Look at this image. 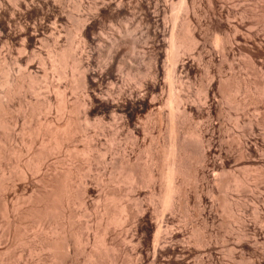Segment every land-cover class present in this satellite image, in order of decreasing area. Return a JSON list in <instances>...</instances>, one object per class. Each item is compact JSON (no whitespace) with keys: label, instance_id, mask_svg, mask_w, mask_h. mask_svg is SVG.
I'll list each match as a JSON object with an SVG mask.
<instances>
[{"label":"rangeland","instance_id":"obj_1","mask_svg":"<svg viewBox=\"0 0 264 264\" xmlns=\"http://www.w3.org/2000/svg\"><path fill=\"white\" fill-rule=\"evenodd\" d=\"M7 1L8 0H5V1H3V3L4 4L7 3V5H10L11 1H8V2ZM26 1L28 3V0H26ZM50 1L51 0H49V6H51V7H48L47 11H46V9H44V12L48 13V17L46 19H45V16L43 14H38L36 16V18H35V16H28L25 13V11H26L25 7L22 6L20 8L22 10H24V11H22V13L24 12L25 14L23 13V15H22L21 9H19L21 16L19 14H17L15 16L16 19H14L12 22H10V26L12 25L11 26L12 29H14V28L16 29L15 26L19 27L20 24H23V21H27L31 25L32 22L39 21L42 19H44L43 21H45V24H47V25L49 24L50 26H53V23L58 21L57 24L56 23H54V24L57 26V28L59 27V28H61V30L63 29L61 31L58 28V30L60 31L59 32L60 35L56 34L57 37H55V40H54V38L51 34L46 33V37H45L46 39L44 38L43 39L44 41H41L44 44V49H43V45H40L41 42H38L36 44L38 50L40 51V54L42 53L41 56L47 57V63L49 64V62H48L49 48L57 46V45H55V43H56L59 45V47L62 45V48H61L62 50H64V49L66 50V48L68 49V46H70V43H72V41H73L72 39H74L72 37H74V35H75L74 33H75L76 21H74V20L78 19V18H76L77 15L79 18L81 16H82L81 18L85 17V18H83L84 24L82 23V31L79 32L80 36L79 35L76 36V38L81 37V35L83 37V38H81L82 40L79 38L80 41H82V42L80 43L81 46L77 48V49H81V50H79V53H78V51H76L77 52L76 54L77 55L79 54V56H80V57L78 56V58H81V59H79V61L81 63V64H79V66H80L81 71H83V74L81 73L82 75L80 78V82L82 81L81 86L82 85L83 86L81 87L78 85V81L76 80L77 76L76 75L74 76L72 74L70 68H65L64 74L62 76L60 71L57 70L56 68H54L52 64L48 65L46 63L44 66L39 64V60L37 59V57L30 58L31 61H29V64H28V61H26L25 59H23L21 57V56H23V54L20 55V52L18 49V48H20L18 46L21 45L20 43L22 41L20 39H14L16 41H14V40L8 41L7 40V42H6L5 38L3 36H0V84H1L0 85V100L2 101L1 104L3 103L2 105L5 106V104H6L8 106V108L7 107L1 108L2 107V105H1L0 109H2V111L0 113V117H2V116L5 117V115H6L5 118L7 119L9 124H11V126L7 127V129L10 130L9 132H7L8 130L7 131L5 130L3 133V130L0 129V136H3V138L0 137V148H1L0 149V152H1L0 155H2V156H0V163L2 164V165H0V171L2 170V167H3L5 170H3L1 173H3L5 171V173H6L5 176L8 175V176H6L7 177L6 181L5 182L3 181L4 183L1 182L2 185L3 184L5 185V187L4 188L2 186L0 187V188L4 189V190L0 189V264H14V263L15 264H57V263L58 264H67V263L70 264L68 259L66 262L64 261V260H66L65 258L64 259L62 258L63 262L61 260H59V259H61V256H59V258L56 257V260H54L53 257L56 256V253H55V256L52 253L54 251L51 252L53 254V255H51V253L49 252V249L47 250L45 247L43 248L45 250L41 249L43 246L41 243H43V242H40V241L44 239L43 236H45V235L47 236L49 233L48 232L44 235V232H47L46 230H48L50 226L51 227L53 225L55 226L57 224V222L59 225H61V223H63L64 225L63 224L62 225L64 226L66 231L67 230L71 231L70 233L72 236L70 237L71 238L70 250H71L72 258L74 255V258L72 260V262L73 261L75 262V263L73 262L74 264H89V261H87L88 252L93 254V259L96 263L98 262L97 264H120V263L121 264H130V263L134 264L135 261L137 262L140 260V256H138L139 254H138V250H137L138 238L142 235L141 230H140V225L141 224L144 225V224L150 223V222H151V224L153 222V225H154L156 223L154 221V219L159 220L160 216L162 215L161 214L162 210L164 208L165 209L163 211L165 213H163V214L169 215L170 221H171L170 226L174 222L173 225L171 226V228L174 226L173 229H175L176 232H178L179 230L180 231L182 230L181 233L178 232L175 237H170L171 239L167 235L168 237L166 236L164 241L166 242L168 239V243L166 242L165 245H168V244L170 245V244H172L171 242H173L175 244L177 241V243H176L177 245L179 242L180 245H182V246H184L186 244L187 245L186 248H189V249L191 248L192 251L198 250L200 252L199 253L200 255L197 253L199 255L198 257L196 256L197 254H193V255H189V254L187 255L186 254L185 260H184L185 264H198V261L204 255V252H203V247L201 245L198 246L199 244L195 241H197L199 237H203V236L205 237V239L208 238L207 236L210 235V233H212V231H215L217 228L219 230L220 228H219V226L217 227L218 223H216L217 225L215 224L216 226L214 225V227L213 226L209 227L211 225H207L205 227H208V229L204 228L203 216L200 214V210H201V208H203V206L199 207L197 205L198 203L196 202L197 201V197H196V190L197 189H195V188H197L198 183L196 181H195L196 183H194V181H193L194 179L192 176H189L190 177V178H188L189 180L186 177V182H182L183 180L185 181V179H183L181 177H179V179H178V180L181 179V182L183 183V185L185 183L184 189L186 188L185 190L188 193V197L186 199L189 198L188 200L185 199L184 203H183L182 199L177 198L179 200H177V201L175 200V201H176V207L178 209L175 207L174 208L175 210L173 209L174 212H172V211H170V208H168V206L163 203L164 198H163V202L161 201L162 198L160 197L161 196L160 192L164 195V191L168 187V185L164 181V177H163V173L166 170V167H165V165H166V158L165 157L166 156H164V155L166 154L165 152L168 149L169 142L176 138V140H174V142L176 141L178 143L177 145H180L179 143H182V142H183L182 145L184 143L187 144V145L184 144L185 145L184 148H187V149L190 148L188 150L189 153L191 151L190 156L192 158L194 157V159H195V156L197 157V155H198V154H196V153H198V149H197L198 145L194 143V142H196V140H195V136L193 134V132H194L193 130H195L196 127L197 128L202 127L203 130L201 128L200 129L203 132L205 130H207L206 131L207 135H205L206 138H204L206 140L203 139V142L201 143L203 145H206V143L208 144L209 139L211 138V132H212L211 130H209L210 129L209 124L212 123L213 125H215L217 123V125H215V127L213 129L214 130L213 135L215 134L214 135L215 136L214 141H215V139H217V142L215 141V144H218V143L219 144H223V143L227 144V142H223L226 140H222L224 137H226L224 139H227V137H228L227 140H228L230 146L234 143L232 145L233 147L231 146L232 149H230V152L232 150V153L229 152L232 155L229 159V164H228L229 167H226V169H228V170L225 169L226 173H228L227 175H230L231 171H232L231 175L234 174L233 170H231V169L233 168L235 170L236 163H238L240 160L246 158V155L244 157V154H246L245 149L243 148V150H240L241 147H244L242 140H241V146L237 145L236 144L237 141L235 142V133L234 132L236 131V140L239 137V136H237V135H239L238 131H241V133L245 132L243 130H245L246 127L244 126L245 127L244 128L243 124L246 122V119L248 117L246 114V111L248 112V114H250L249 117L253 116V111L254 112L258 111L257 113L263 112L262 113L263 115L261 113L258 115V116L262 115V119H260L261 116H260V118L258 117V119H259L258 122H260V120H262V122L258 123V124L262 125V123H263V125H264V121H263L264 120V117H263L264 116V110H263L264 109V97H263L264 94H261V92H260V90H262L264 88V79H263L264 78V74H263L264 73V64H263L264 63V0H222V1L221 0H212V1L211 0H130V1L129 0H121V1L120 0H80V1L79 0H64V2H62L63 0H59L60 2H58L57 0L56 1L52 0V2H50ZM77 2H80V3H77ZM118 2L120 3V4H118L119 6L117 5ZM158 2H160V3H158ZM53 3H55V5ZM58 3L60 6L57 5ZM93 3H95V4H93ZM77 4H81V5L78 6ZM7 5L5 4L4 6H7ZM52 5H53V7H52ZM122 5H123V7H122ZM64 6L66 9L64 8L65 11L63 10L62 12L63 13L67 12V13H65V15L61 12V10L63 9ZM75 6H78L79 8H77ZM52 8H54L55 10ZM58 8L60 9V11ZM173 9H175V10H173ZM48 11H50L51 13H49ZM56 11L60 12V13H57ZM56 13H57V15L59 14L60 16L59 15H58L59 17L56 16ZM68 13H71V14H68ZM54 14L56 17L54 16ZM42 15L44 16V18L42 17ZM61 15H63V16H61ZM79 15H81V16H79ZM22 16H24V17H22ZM73 16H75V18ZM127 16L130 20L134 19L136 21L131 20V22H130V20L127 19ZM66 17L67 18L69 17V18L66 19ZM71 17L74 19H71ZM124 17H125V19H124ZM130 17H132V18H130ZM172 17H173V19H172ZM109 18L111 20H109ZM35 19H37V20H35ZM54 19H56V21ZM188 19L190 20V23H192L191 28H193L194 31L196 32L197 39H198V41L196 39V43L194 45L189 47L190 49L186 46V45H188V39H187V32H186L185 27L187 26L186 22H188ZM15 20L17 23L20 21L18 23V25H16L17 23L15 22ZM59 20L62 22H60ZM46 21H47V23H46ZM164 21H165V23H164ZM51 22H52V24H50ZM58 23L59 24L61 23V25L58 26ZM83 25H85V26H83ZM134 26H135V28H134ZM249 26L251 27L250 29H249ZM172 28H176V29H173L176 32V33L174 32L176 34L175 35L176 37H174V38L172 37V39H171L170 34L172 31L171 30ZM234 32H237V33H234ZM94 33H95V35H94ZM134 33H136V34H134ZM224 33H227L225 37H227V35H229V36L231 35L230 36L231 41H230L229 37H227L229 40L228 43L231 42L230 43L231 45L226 44L227 51L230 53H228L226 50H225L226 52H224L215 42L216 36L220 37L222 35V37H224ZM47 35H48V37H47ZM49 35H51V36H49ZM56 35H54V36H56ZM93 37H95V38H93ZM104 37H105V39H104ZM134 37L135 38L137 37L136 38L137 41H136V39H134ZM175 38H176V40H175ZM132 39H133V42H132ZM142 39H143V41H142ZM170 39L172 41L174 40V42H173L174 44L172 43V41ZM3 40L6 42V44L8 43V45H10V46H11V43H13V44L15 43L14 45L12 44V47L16 46L15 47L16 49L14 47L13 48L10 46L8 47V45H6L3 42ZM45 40H47L46 41L47 43L50 42L49 45H47V43L46 44L44 43ZM83 42H84V44H83ZM123 42H125V44ZM131 43L134 45H132ZM144 43H145V45H144ZM2 44H5V45H2ZM136 44H138V45H136ZM140 44H142V46ZM175 45L177 47L174 48ZM46 46H47V48H45ZM7 47H8V49H7ZM178 48H179V50H178ZM219 48L221 51L219 50ZM17 49H18V51H17ZM176 50H178V52ZM7 51H8V53H7ZM9 51L10 52L12 51L13 53L11 52V55L7 56L8 54H10ZM16 51L18 52L17 57H19L18 58V59H20L19 61L16 58V55H17ZM174 51H176V52H174ZM12 54L15 55V58ZM174 54H176V56ZM177 54H178V56H177ZM122 56L124 57V59ZM130 56H131V58H128ZM132 56H133V58H132ZM5 57H7V59H8V60L5 59V61L7 60V62H8V63L6 62L5 65L8 64V68L10 70H12V67H13L11 74L9 72V75L11 76V80H10L11 83L10 84L8 83V85L6 84L8 74H7V70L5 69L7 67V65H6V67L4 65V58ZM9 57L11 60L9 59ZM11 57L13 59H15V61ZM20 57L22 58V60ZM225 58H227V59H225ZM122 59L125 61L127 60L126 61L127 65L130 64L131 66L129 65V67H128L126 65V67H124V65H123L124 63L121 62V61H123ZM142 59H143V61H142ZM2 60H3V62H2ZM12 60H13V62H12ZM232 60H233V62H230ZM125 61H123V62H125ZM250 61H252V62H250ZM14 62H19V64L17 63V66H15L16 64ZM21 62H22V64H21ZM253 62H255V63L257 62L258 66H256L257 64H254ZM12 63L15 65H13ZM117 63H118V66H120V68L124 67L125 70L123 71V68H122L121 71L118 70L119 72L117 73V67H116ZM235 63H237V64H235ZM250 63H253L255 65V67H257V68H254L253 64H252V66H249V65H251ZM25 64L28 65V67H30L31 70L33 68V70L36 73L32 70L33 71L32 75L34 76V74L35 75L37 74L36 75L37 77L35 76V79L33 77V79H32L33 81L31 83L32 85L27 84L28 82L26 80L25 81V83L27 82L26 86H25V83H23L24 84V88H23L24 90L22 89L20 91L21 94H19V91H17L16 87H14V86H16L15 84L19 83L20 81H23L20 79L21 71L18 69L20 66H22L23 68L26 67ZM38 64L40 66H38ZM133 64H135V65H133ZM162 64H163V66H162ZM229 64L230 65L232 64L231 65L232 67ZM246 64H247V66H246ZM173 65L175 66V68H174L175 70H172ZM2 67L5 70L2 69ZM22 67H21V69H22ZM40 67H42L43 70H41ZM137 67L139 69L140 68L143 69L144 71L139 70V73H140V71H142L141 74H139L137 72L138 70H136V69H138ZM44 68H46V70ZM128 68L129 69L132 68V69L129 70ZM36 69H39V71H41V72H39ZM126 69H128L131 72V74ZM235 69H236V71H235ZM133 70H135L136 72ZM126 71L128 72V74L126 73ZM171 71H174V72H171ZM43 72L46 74H44ZM120 72L123 74L118 76L119 74H121ZM167 72H168V75H170V76L173 73L171 76L173 78V80L171 82L166 77ZM170 72H171V74H169ZM235 72H236V74H235ZM114 74H117L116 77L114 76ZM142 74H144V75H142ZM212 75H213V77H211ZM248 75H249V77H248ZM139 76H141V77H139ZM118 77H119V80H118ZM133 77H134V79L136 78V80H134ZM144 77H146V78H144ZM208 77L210 79L214 78L215 80H209ZM12 78L15 80H13ZM17 78H18V80H17ZM226 79H227V81H226ZM84 80H86V81H84ZM208 80L210 82L212 81V83L214 82L210 97L212 98V101L214 100L213 103L215 102L216 104H218L220 102L219 105H216L215 103H214V105L217 107L218 110H221V112L224 113V116L222 115V118L220 117V119H219V121L221 123L220 126H219L220 123L217 120L219 117H216L217 115L220 114V112L219 113L217 112L218 114L217 113H212L210 115L208 114L212 118V121H213L212 122L210 120L211 118L208 119V115H207V112L205 109V108H207V104L205 103L204 98H203L204 97V91L202 88H204V86H206L208 83H210ZM117 81H118V83H117ZM3 82H4V84H3ZM173 82L175 84H172ZM12 84H14V85H12ZM221 84H222V87H221ZM30 85H31V90H30V88H27V86L30 87ZM170 85H172V86H170ZM214 85H215V87H214ZM200 86H202V87H200ZM219 86L221 87V90H219ZM160 87L161 88L163 87V88L161 89ZM10 88L11 89L13 88L12 89L13 91ZM238 88L240 90H238ZM258 88H260V90ZM197 89H199V90H197ZM9 90L12 91V92H10L11 95H10V93L8 94ZM15 90H16V92H15ZM60 90L61 91L63 90V91L61 92ZM237 90L239 92H237ZM257 90H259V91H257ZM82 93H83V95H82ZM6 94H8V95H6ZM152 94H155L154 95L156 97L155 100H154V97ZM157 94L160 95V96L158 95V99H157ZM176 94L177 95L180 94L178 96L181 97V99L176 98V97H178ZM175 95H176V97H175ZM259 95H261L262 97ZM82 96L85 98V104H86V105L84 104L85 107L83 104H82L83 106L78 105V103L81 102L80 101L81 98H83ZM151 96H152V98H151ZM232 96H233V99H232ZM246 96H247L246 102H247V100L252 102V105L250 107L248 105L249 101H248V103H246L244 100V97H246ZM3 98H5V99H3ZM7 98H8V100H7ZM160 98L163 101H161ZM229 98H231V99H229ZM152 99H153V101H158V100L159 101L153 103ZM177 99H179L180 101L184 100L182 102L183 104H188L187 105L188 107L186 110L183 111V109H182L183 105L178 104L179 100H177ZM198 99H199V101H198ZM216 99L219 100V102H217ZM254 99H256V100H254ZM149 100H151V101H149ZM236 100L239 102V104L241 103V105L239 107L241 108V106H242V110H240V111H243V110L245 111V113L241 112V116H242V121H241L242 126L241 127H243L244 129H242V128L240 129V127L237 129L236 127H238V126L233 124L236 117L232 118V119H234L233 122H232L231 118H230L231 121L229 120V115H231V116L240 115L237 112H235V114L233 112V111H235L234 108L238 107V106L235 107V104L233 105V102H235ZM243 100H244V102H243ZM9 101H10V103H9ZM86 101H87V103H86ZM12 102H13V104H12ZM184 102H187V103H184ZM238 102H235V103L238 105ZM42 103H44V104H42ZM48 103H50L49 105H51L50 106L51 109L47 108L46 105H48ZM155 103H156V105H155ZM79 104H81V103H79ZM159 104H161V105L159 106ZM190 104H192V105H190ZM231 104L234 106V107L232 106L233 110L229 109V106L231 107ZM246 104L248 105V107ZM10 105H12V106H10ZM64 105H66V106L64 107ZM243 105H246L247 109ZM25 106L28 108H26ZM81 106L83 109L81 108ZM118 106L121 108H119ZM197 106H198V108L199 107L201 108V109H199L200 110L199 113L197 112V109H198ZM219 106H221V108ZM222 106L224 109L229 110V111H227V114H228V112H230L229 115H227V116L225 115L226 110L224 112ZM32 107H33L34 111L30 112L32 110ZM67 107H68V109H67ZM122 107L124 109H122ZM158 107H160V108H158ZM254 107H255V109L259 108L260 111L258 109L256 111L253 110ZM11 108L13 111L10 110ZM248 108H249L251 113H249ZM3 109H4V111H3ZM5 109H9L10 111L7 110L8 111V113H7V111H5ZM76 109H77V111H76ZM203 109H205V110H203ZM113 110H114V112H113ZM171 110H172V112H171ZM190 110H191V113H190ZM201 110H202V112H201ZM236 110L238 111V109H236ZM188 111H189V113H188ZM5 112H6V114H4ZM9 112H10V115H9ZM116 112H118V113H116ZM120 112H121V114H120ZM158 112H160V113H158ZM31 113H34V114L30 116ZM113 113H116V115L120 114L121 118H120V115H118V118H116V116ZM124 113L127 115L123 116V115H125ZM174 113L175 114L178 113V114L175 115ZM112 114L114 115V117H113L114 119L111 117ZM170 114H171L172 118L170 117ZM244 114H245L246 118H243ZM255 114L256 113H254V115ZM148 115H149V117H148ZM33 116H34V118H33ZM98 116L99 117L103 116V118L94 119V118H98ZM122 116H123V118H122ZM219 116H221V115H219ZM68 117H70V118H68ZM147 117L150 120L147 121L146 120ZM213 117L215 118L214 120H213ZM119 118H120L119 128L121 131L119 133L120 135L117 136V138L118 137L119 138L115 139L114 136L112 135V129L114 126H111L110 124L114 121H118ZM170 118L174 121L175 124L172 123L173 121ZM103 119H104V121H106V123L104 121H102ZM121 119L124 120V122L123 121L121 122ZM29 120H30V122H29ZM177 120L178 121L180 120V121L177 122ZM90 121H91V123H90ZM92 121L95 123V125H96V123L99 124V122H97V121L103 122L102 124H105L106 126L105 125L101 126L102 125L101 123H100L101 124L100 126L102 128L104 127L103 129H105V131L103 129H101V131H99L100 129L98 130L97 127L95 128L94 127L95 125L93 124ZM144 121L146 123H144ZM208 121H209V123H208ZM42 122H44L45 124ZM84 122L85 123L89 122V123L85 124ZM46 123H47V125H46ZM67 124H68V126H67ZM107 124L110 127L107 126ZM138 124H140V125L138 126ZM176 124L178 125V127H176L177 126ZM128 125L131 127L130 129L128 128L129 127ZM174 125H175V127H174ZM222 125H223V127H222ZM261 125H258V129L255 126L253 134H247V136L249 138L245 135L246 136L245 139L248 138L249 142L250 141L253 142L254 139L256 140L259 137L257 139V141H260L261 134H262L261 131L264 130V128H263L264 126L262 127ZM5 126H7V125H5ZM100 126L98 125V128ZM136 126H137V128H139L140 126H141V128H143V126H145L144 127L145 130H142L141 128H139L138 130H135ZM206 126H208V127H206ZM28 127H30L31 129ZM93 127H94V129H93ZM170 127L172 129H170ZM218 127L219 128L221 127L220 130L218 129ZM260 127L263 128L261 131H259L261 129ZM22 128H25V129L28 128L30 130V131L27 130V131H29V133L27 131L26 132L24 131L25 133L22 132ZM173 128H176V129H173ZM177 128H178L179 133L177 132ZM109 129H111V130H109ZM127 129L129 131L135 130L134 131L135 137H136V135H138V137L133 138V139L128 138L129 140L126 139V137H129V136H127V134L129 133V132H127L128 131ZM39 130H41V131H39ZM170 130L173 134L170 133ZM208 130H209V132H208ZM42 131H44V132H42ZM142 131H145V132L142 133ZM173 131H176V132H173ZM219 131H221V132H219ZM246 132H247V129H246ZM254 132L257 135L254 134ZM9 133H10V135L8 136ZM175 133H177V135ZM190 133H192L193 135H190ZM258 133L259 134L261 133L260 136ZM4 134H5V137H4ZM31 134H32V136H31ZM97 134H99V135H97ZM204 134H205V132H204ZM224 134H226V135L223 136ZM171 135L173 138L170 139ZM250 135L252 136L251 137L252 139H250ZM6 136H8V137H6ZM10 136H11V138H10ZM22 136H23V138H22ZM90 136H91V138H90ZM218 136H219V139H218ZM256 136H258V137L256 138ZM191 137H193V138H191ZM221 137H222V139H221ZM232 137H233V139L231 141L230 138H232ZM7 138H9V139H7ZM41 139H44V140L42 141ZM179 139H180V141H179ZM2 140H3V142H2ZM218 140H221L222 143ZM233 140H234V142H233ZM61 141H63V142H61ZM230 143H232V144H230ZM235 144H236V147H235ZM182 145H180V146H182ZM194 145H197V146L195 147ZM188 146H189V148H188ZM238 146L240 147V149H238ZM52 147H53V149H52ZM3 148H4V150H3ZM235 149H236V151L239 150L238 151L239 153L241 151H244V153L242 152L240 154L241 156L239 155V153L236 156V157H238V156L241 157L239 159L237 158L239 161L235 160L236 159L235 155L237 154V152L236 153L234 152ZM181 150L183 152V149H181ZM11 151H12V153H13V151H16V152H14L15 154L14 153L11 154V153H9ZM145 152H147V154ZM7 153H9V154H7ZM256 154L258 156H260V155H262V152L257 151V153H255V157L257 156ZM121 155H122V157L125 156L127 158V161H129V163L127 165L125 164L126 166L124 165V166L120 167V165H119V162H120L119 158L121 159ZM192 155H195V156H192ZM149 156L153 157V159H154L153 165L152 164L150 165V162H149L150 157ZM32 159H35V160H32ZM102 159H105V160H102ZM39 160L41 162H39ZM29 161L31 163H29ZM35 163H37V164H35ZM244 163H245V159L241 161V165H242L241 168L245 167L246 165L248 166V163H245V164ZM30 164H32L33 166ZM156 164H157V166H156ZM36 165H38V167H36V170H33ZM60 165H62V166H60ZM249 165H250L249 168H246L247 167L246 166L242 170L240 169V171L235 170L236 171L235 173H237L238 175H239V173H241V181H242V178H247V177H244V175L242 176V174L246 171H247V174H249V176H250L249 179H251L252 181H253V179L255 181V179H257V177H258L259 180L256 181L255 185L258 184L257 187H259V188H256L255 189L256 191H255L253 189L255 187L253 184L254 181L251 182L249 179H247V181L249 180V182L252 183L253 185H250V183L248 184V182L245 183L246 184L245 185L243 183V181H244L243 180L242 184H243L244 188L243 187L241 188L242 189L241 193H239L235 190L233 191L232 189H229L226 192L228 194L223 192V195L225 193V195L228 197L227 198L228 203L230 205V208L233 207L232 213L234 212L235 217L236 216L238 217L239 215H241V217H243L242 220L245 221L244 223L246 225L248 222H249L248 225L250 224L249 226H251L253 224L251 227L246 226V228L249 227V228H247V232L248 231L250 232L252 230V227H256L259 229V231H261V228H262V230L264 229V218L263 219L259 218L262 216L264 217V167L258 165L257 168H259V167L260 168L256 169V167H252L253 164H249ZM133 166H134V168H133ZM253 166H257V164H254ZM39 167H40V169H39ZM22 168L25 171H22L23 170ZM26 168L29 170H27ZM38 170L40 171L39 173H38ZM122 170L128 171V173H129V170L132 171L133 173L132 172L131 173L134 174L135 177L132 178L131 180L136 179V177H137V179L139 178V181H141L140 184H138L139 181L137 180L138 182L136 183V185L137 184L138 185L137 186L134 185L136 180H133L134 182L131 181L130 178L126 175V173H125V176L128 177V180H130L131 183H133V184H130V181L127 182V183H129V185L126 182H125L126 183L125 184L122 180H124V181H128V180H125L126 178L124 179V177L122 179L121 176L124 175V174L123 175L121 174V173H123ZM243 170H245V171H243ZM30 171H32V172H30ZM64 171H69V172H66V173H68V176H66L67 174ZM120 171H121V173H120L121 175L119 174V176L121 177V179H120L121 182L119 183L116 180L120 177L116 178L115 176L113 177L112 175H115L116 172H120ZM251 171H252V173H251ZM160 172H162V173H160ZM1 173H0V175H1ZM9 173H11V174H9ZM22 173L26 177L24 175H22ZM25 173H27V174H25ZM69 173H70V176H69ZM112 173H114V174H112ZM131 173H129V174H131ZM150 173H152V175L154 174L153 176L155 178L152 179L153 176H151ZM110 174H112V175H110ZM132 174H131V176H133ZM210 174H212L211 171L209 172V175ZM244 174L246 175V173H244ZM224 175L226 177H229L225 174V172H224ZM3 176H4V173L1 177L2 179H0V180L5 179ZM22 176H24V178ZM110 176H112L114 179L116 178V180H114L116 183L114 182V184H113L112 179H111L112 182L110 183V179H109V178H111ZM148 176H150L152 181L154 180L153 183H155L156 191L157 192L160 191L159 194H157V196L158 195L159 196L158 197L156 196L158 198V199L156 198L157 200L161 199V200H159L162 202V203L160 202L161 203L160 205H158L159 201H157L156 199L154 201V204L152 202L153 200L149 199L151 197V192H149L151 186H150V184L148 186H147V184H145V182L147 183V180L148 181L151 180V179L149 180ZM246 176H248V175H246ZM251 176H254V177L257 176V177L256 178L252 177L253 178L252 179ZM66 177H69L70 180L72 179V181L75 179L78 181L79 180L78 178H80L81 180L85 179L87 181L86 183H87L88 189L85 188V190L86 189L87 190H86V193L83 194V195H86V197L83 198L86 206H84V202H83V204H80L81 201L78 202L79 200H77L79 198L75 197L77 194H79L78 192H80L83 189L82 186L85 187L86 184L83 185L85 183V181L81 186L80 185L76 186L75 184L78 183L76 180H75L76 182H74L75 188L77 189L79 187V190H80V187H81L82 189L80 191H78L77 194H75L77 190H75V188L72 189V190H75V192L72 191V193H74V198H72V201H71V197H70V202H68L69 204H67L68 199L66 197H68V196H67V194H64V193H68V192H66L68 185H65L66 183L64 181L66 179L68 180V178H66ZM99 177H101V178H99ZM211 177L212 176L210 175L208 177V180L207 179L205 180L206 183L204 182V184H203V186L205 185V187L202 186V193L205 195V198L207 200L212 199L210 197V194H207V195L205 194V193H207L206 188L212 184L210 181ZM143 179L145 181H142ZM68 181H66V182H68ZM103 181H104V183H103ZM208 181H210V182H208ZM142 182L146 186L145 185L143 186V184L141 185ZM163 182H165V184L167 186L165 184H163ZM150 183H151V181H150ZM102 184H104V185H102ZM116 184H118V186ZM207 184H209V185H207ZM247 184H248V186H247ZM130 185H134V187L132 188V186L130 187ZM66 186H67L66 189L63 188ZM104 186H105V188H104ZM245 186H246V188H245ZM249 186L250 187L254 186V187L249 188ZM119 187H121L120 188L121 194H123V193L129 194L131 189L135 190V191L131 190L132 194L130 193V195H131V196L129 195L130 197L127 196V194H126L125 195V197L127 196L126 198L121 196L120 194H118L120 191L117 192V194L119 196H121L123 199L125 198L126 201L129 198H131L133 200V197L136 198L137 196H139V198L142 199V202L143 201L147 202L148 200H150L146 204H145V202L142 203V202H140V200H137L140 202V204L141 203L145 204L144 208H145L146 213H141L144 211L139 212L136 209L137 206H139V210H140V207H142V209H144V208H143L142 204L140 206L139 202H138L139 205H134L137 203V201H135V200H133V202H135V203H130V205L128 206L127 204H129V203H127L125 200L123 201L122 198H121L122 201L118 200L119 202H117V199L118 198L120 199V197H117V196H116L117 198L116 197L114 198V196L110 197L111 196L110 192L112 193V195H114L113 192L117 189L119 190ZM146 187H148L149 189ZM62 188H63L64 192H63V190L61 192ZM107 188H111V189H109L111 191L106 192ZM112 188H114V189H112ZM125 188H126V190L129 189V191L126 192ZM251 189H253V191ZM124 190H125V192H124ZM104 191L106 193H109L107 196L110 195L109 197L111 198L110 200L112 201V203L109 202V204L107 203V201H109V200L105 201L106 205H110V206H107L108 208L106 207L107 212H108L107 215L105 212L106 210L105 211L103 210L105 213V215H104V214H102V211H101L102 209H97V206H98V208L99 207L103 208L105 206V204L102 201L103 197L106 196L105 195L106 193ZM133 192H135V193H133ZM103 194H104V196H103ZM240 194H241V197H239ZM81 195H82V193H81ZM99 196H101V197H99ZM1 197H3L2 198L3 200L1 199ZM81 197H83V196H81ZM98 197H99V200H98V203H96L95 201L98 199ZM175 197H177V196L175 195ZM238 198L241 200H239ZM4 199H6L5 203H7L5 205L3 204ZM80 199H82V198H80ZM114 199H116V200L113 201ZM256 199H258V200H256ZM132 200H130V201H132ZM101 201H102V203H101ZM238 201H241V204ZM120 202L123 205V208H125L124 205L128 206V208L126 207L129 210L128 215H127V212L123 209V212L121 211L122 216L120 217V215H121L120 210L122 208V207L121 208L119 207ZM123 202H126L127 204L126 203L124 204ZM150 202H151V205H149ZM237 202L241 206L237 205ZM52 203H54V204H52ZM155 203L156 204L158 203L157 205L159 207ZM181 203H182V205H181ZM31 204H33V205H31ZM99 204H101V205L99 206ZM235 204L237 206H240L241 208L236 207ZM148 205L151 207H149ZM146 206L149 207V209H147ZM155 206L157 208H159L160 212H161V213H158V214H160V216L156 215L159 217L158 219L155 216V213L157 212ZM36 209H37V211H36ZM51 209H52V211H54L53 213L57 217L51 212ZM53 209H55V210H53ZM218 209L221 210V207H218ZM238 209H239L240 214L238 213ZM99 210L101 211L100 214H102V216L104 215L103 219H101L102 216H100V214L98 213ZM153 210L156 212H154ZM198 210H199V212H198ZM220 210H218V216L220 217L219 219L221 221V219H223V214H221V213H223V212H222V210L221 211ZM256 210H257V213H256ZM125 212H126V214H125ZM151 212L154 213V215ZM140 213L143 215V218L141 217L142 215ZM81 214H82V216H81ZM123 214H125L124 217L128 218L126 220V222H122L123 220H125V218L123 217ZM260 214H261V216H259ZM256 215H258L259 217H257ZM154 216H155V218H153ZM172 217H174V218H172ZM52 218H54V219H52ZM68 218H69V220H68ZM118 218L120 220L122 218V221H120V222H122L121 224L123 226L119 224ZM99 219H100V221H99ZM151 219H153V221ZM232 219H233V217L230 218V221L227 223V226L225 227V229L228 232V236H226L227 232H226V234L224 233L225 230H223L224 231L223 233L225 234L224 238H225L226 242L228 241L227 239H229V241H231L233 243V242H235L234 238L237 239V237H238V235H236V234L239 233L238 231H239L240 224L238 221H236V219H233V220ZM68 221H69V223H68ZM220 221H218V222L221 223ZM70 222H72V224H70ZM68 224L71 225L70 228H69ZM228 225L230 226L229 228H228ZM120 226H122V227H120ZM257 226H259V227H257ZM88 227L90 230L88 229ZM176 227H178V229H176ZM215 227H216V229H215ZM210 228L215 229V230H212ZM231 229H234V230L231 231ZM203 231H205V232H203ZM206 231H207V233H206ZM209 231H210V233H209ZM262 232L264 233V230ZM262 232H261V237L258 236V240H260V241H264V239H263L264 234ZM250 233H252V231ZM94 234H96V235H94ZM136 234H138V237ZM34 235H35V237H34ZM132 236L134 238L131 239ZM181 237H183L182 238L183 240H181ZM85 238L87 239V241H89V243H87L88 245L85 244L87 242L85 240ZM123 238H125V240H123ZM178 238L184 244H181V242L179 241ZM128 239H130L131 241ZM172 239L173 240L175 239L176 241L175 240L172 241ZM194 239H196V240H194ZM98 240H100V241H98ZM132 240L133 241L135 240L134 242L137 245H135ZM260 241H258L256 247L259 249H262V246H261L262 242H260ZM224 242H222V243H224ZM226 242L223 244L224 248H223V245L219 246L220 242L217 245L216 252L218 253L220 260H224L225 258H227V259H225V262L226 261L231 262V259L233 258L232 260L237 259L238 262H237V260H234L237 263L232 261L231 262L232 264H235V263L236 264H238V263L239 264H254V263L258 264V262H257L258 258H256V257H247L248 260L245 259L244 261L240 262V260L238 258H236V255L237 256L239 255L240 250L235 248L236 251H234L235 249L233 248L234 250H232V252H234V254L227 252L226 250H228V247H229L228 244L230 242L229 243L227 242L228 244ZM196 243H197V246L199 247L198 249H196L197 248V246L195 245ZM225 244H227V245L225 246ZM124 245L125 246L127 245V246L124 247ZM134 245H135L136 249L132 248V247H134ZM115 246H116L115 249H117V251H115V249H113V247H115ZM190 246H193V247H190ZM218 246L221 248V250H218V249H220ZM39 249H40V251H39ZM200 249H202V250H200ZM223 249H225V251ZM136 250H137V252H136ZM237 250H238V252H237ZM222 251L224 253L226 252L227 254L226 253L224 254ZM134 252H136V254ZM202 252H203V254H202ZM220 253H223L222 255L224 257L221 256ZM232 254L234 257L231 256L232 258L229 259L230 255H232ZM167 255H168V253H165L164 255L161 256V259L165 260L164 257L166 256L168 258L169 255H172V256H170L172 258L175 257V255H173V254H169L168 256ZM137 256L139 258L138 260H137ZM195 256H196V258H195ZM51 257L53 260L51 259ZM114 257H115L116 261L113 259ZM192 257L194 259H192ZM127 258H129V259H127ZM187 258H188V260H187ZM197 258H199V259H197ZM41 260H43V261H41ZM114 261L117 263H114ZM146 262H144L143 264H150V261H146ZM226 263L228 264L229 262H226ZM155 264H161V263H155Z\"/></svg>","mask_w":264,"mask_h":264},{"label":"bare ground","instance_id":"obj_2","mask_svg":"<svg viewBox=\"0 0 264 264\" xmlns=\"http://www.w3.org/2000/svg\"><path fill=\"white\" fill-rule=\"evenodd\" d=\"M3 1H5V0H0V36H3L4 38H5V40H6V42H7V40L8 41H12V40H14V39H20L21 41V45L20 46H18V47H20V48H18L19 49V52H20V55L21 54H23V56H21L23 59H25L26 61H28V64H29V61H31V59L30 58H34V57H37V59L39 60V64H41V65H45L46 63H47V57H42L41 56V54H40V51L38 50V48H37V43L38 42H41V41H44L43 39L46 37V33H48V34H51L52 36H53V38H54V40H55V37H57V35L56 34H59L60 35V31L58 30V28H57V26L54 24V23H56L57 24V22H54L53 23V26H50L49 24V26L47 25V24H45V21H43L44 19H42L41 17V19L42 20H39V21H34V22H32V24L30 25L29 24V22H27V21H23V24H20V26L19 27H17V26H15L16 27V29L14 28V29H12V25L10 26V22H12L14 19H16L15 18V16L17 15V14H19L20 15V12H19V9H21L20 7H22V6H24L25 7V9H26V11H25V13L28 15V16H35V18H36V16L38 15V14H43L44 16H45V19L48 17V13L47 12H44V9H46V11L48 10V7H51V6H49V0H28V3H27V1L26 0H8V1H11V3H10V5H7V3H5L7 6H4L5 4L3 3ZM7 1V2H8ZM26 1V2H25ZM54 1H56V0H54ZM58 2H60L59 0H57ZM80 1V0H79ZM121 1V0H120ZM119 1V2H120ZM130 1V0H129ZM212 1V0H211ZM222 1V0H221ZM50 2H52V0L50 1ZM62 2H64V0L62 1ZM84 2V1H83ZM117 3V5L118 4H120V3ZM77 3H80V2H77ZM103 3V2H102ZM129 3V2H128ZM158 3H160V2H158ZM54 5H55V3H53ZM63 4V3H62ZM65 4V3H64ZM82 4V3H81ZM81 4H77L78 6L79 5H81ZM93 4H95V3H93ZM171 4V3H170ZM58 6H60L59 5V3L57 4ZM56 5V6H57ZM150 5V4H149ZM148 5V6H149ZM55 6V7H56ZM62 6V5H61ZM78 6H75V7H77V8H79ZM92 6V5H91ZM119 6V5H118ZM121 6V5H120ZM52 7H53V5H52ZM68 7V6H67ZM122 7H123V5H122ZM64 8H65V6L63 7V9L61 10V12L64 10ZM81 8V7H80ZM50 9V8H49ZM52 9H54V8H52ZM59 9V8H58ZM66 9V8H65ZM121 9V8H120ZM55 10V9H54ZM156 10V9H155ZM173 10H175V9H173ZM172 10V11H173ZM22 11H24V10H22L21 9V13H22ZM51 11V10H50ZM50 11H48L49 13H51ZM59 11H60V9H59ZM65 11V10H64ZM70 11V10H69ZM57 12V11H56ZM24 13V12H23ZM23 13H22V15H23ZM24 13V14H25ZM57 13H60V12H57ZM57 13H56V16H58L57 15ZM63 13V12H62ZM65 13H67V12H65ZM65 13H63L64 15H65ZM114 13V12H113ZM112 13V14H113ZM131 13V12H130ZM129 13V14H130ZM68 14H71V13H68ZM80 14V13H79ZM119 14V13H118ZM117 14V15H118ZM42 15V17L44 18V16ZM75 15V14H74ZM84 15V14H83ZM132 15V14H131ZM158 15V14H157ZM21 16V15H20ZM54 16H55V14H54ZM55 16V17H56ZM60 16V15H59ZM58 16V17H59ZM61 16H63V15H61ZM79 16H81V15H79ZM120 16V15H119ZM118 16V17H119ZM144 16V15H143ZM22 17H24V16H22ZM26 17V16H25ZM74 18H75V16H73ZM82 17V16H81ZM79 18L78 17V15H77V17L76 18H78V19H76V20H74V21H76V25H75V35H74V37H72V38H74V39H72L73 41H72V43H70V46H68V49L66 48V50L64 49V50H62L61 48H62V45L59 47V45L58 44H56L55 43V45H57V46H54V47H51V48H49V51H48V62H49V64H52L53 65V67L54 68H56L57 70H59L60 71V73H61V75L63 76V74H64V69L65 68H70V70H71V72H72V74L75 76H77V78H76V80L78 81V85L79 86H81V82H80V78H81V75L83 74V71H81V69H80V66H79V64H81L80 63V61H79V59H81V58H78V56H79V54L77 55L76 53V51H78V53H79V50H81V49H77L78 47H80L81 45H80V43L82 42V41H80V39L81 38H83L82 37V35H81V37H77L76 38V36L77 35H79L80 36V33L79 32H81L82 31V23H83V18H85V17H83V18ZM186 17V16H185ZM39 18V17H38ZM69 18V17H68ZM67 17H66V19H68ZM74 18H72L71 17V19H74ZM130 18H132V17H130ZM23 19V18H22ZM26 19V18H25ZM124 19H125V17H124ZM127 19H129L128 18V16H127ZM172 19H173V17H172ZM27 20V19H26ZM35 20H37V19H35ZM52 20V19H51ZM55 21H56V19H54ZM58 20V19H57ZM107 20V19H106ZM109 20H111L110 18H109ZM130 20V19H129ZM132 20V19H131ZM131 20H130V22H131ZM134 20V19H133ZM132 20V21H133ZM175 20V19H174ZM60 21V20H59ZM128 21V20H127ZM134 21H136V20H134ZM157 21V20H156ZM163 21V20H162ZM172 21V20H171ZM197 21V20H196ZM199 21V20H198ZM15 22H16V20H15ZM20 22V21H19ZM18 22V23H19ZM53 22V21H52ZM52 22L50 23V24H52ZM60 22H62V21H60ZM65 22V21H64ZM67 22V21H66ZM85 22V21H84ZM111 22V21H110ZM122 22V21H121ZM124 22V21H123ZM17 23V22H16ZM15 23V24H16ZM18 23L16 24V25H18ZM46 23H47V21H46ZM127 23V22H126ZM138 23V22H137ZM136 23V24H137ZM164 23H165V21H164ZM163 23V24H164ZM187 24V26L185 27V29H186V32H187V39H188V45H186L188 48L190 47V46H192V45H194L195 43H196V39H197V34H196V32L194 31V29L193 28H191L192 26H191V24L192 23H190V20L188 19V22H186ZM65 24V23H64ZM67 24V23H66ZM84 24V23H83ZM109 24V23H108ZM107 24V25H108ZM113 24V23H112ZM111 24V25H112ZM175 24V23H174ZM254 24V23H253ZM59 25H61V23L59 24L58 23V26ZM63 25V24H62ZM120 25V24H119ZM135 25V24H134ZM155 25V24H154ZM83 26H85V25H83ZM62 27V26H61ZM122 27V26H121ZM139 27V26H138ZM161 27V26H160ZM165 27V26H164ZM63 28V27H62ZM84 28V27H83ZM133 28V27H132ZM134 28H135V26H134ZM233 28V27H232ZM251 27L249 26V29H250ZM254 28V27H253ZM60 30H61V28H59ZM141 29V28H140ZM173 29H176V28H172L171 30V34H170V36H171V39H172V37L174 38V37H176L175 35V31L173 30ZM63 30V29H62ZM61 30V31H62ZM102 30V29H101ZM129 30V29H128ZM253 30V29H252ZM130 32V31H129ZM175 32V33H174ZM230 32V31H229ZM83 33V32H82ZM85 33V32H84ZM96 33V32H95ZM95 33H94V35H95ZM184 33V32H183ZM232 33V32H231ZM234 33H237V32H234ZM134 34H136V33H134ZM133 34V35H134ZM219 34V33H218ZM226 34L227 33H224V37H222V35L219 37H217L216 36V43H217V45L224 51V52H226L227 51V46H226V44H230L231 42H229L228 43V38L227 37H229V39H230V36L229 35H227V37H225L226 36ZM51 35H49V36H51ZM54 35H56V36H54ZM73 35V34H72ZM100 35V34H99ZM102 35V34H101ZM127 36V35H126ZM129 36V35H128ZM47 37H48V35H47ZM120 37V36H119ZM124 37V36H123ZM132 37V36H131ZM93 38H95V37H93ZM122 38V37H121ZM126 38V37H125ZM137 38V37H136ZM135 37H134V39H136ZM218 38V39H217ZM46 39V38H45ZM57 39V38H56ZM85 39V38H84ZM104 39H105V37H104ZM130 39V38H129ZM170 39V40H171ZM178 39V38H177ZM82 40V39H81ZM175 40H176V38H175ZM14 41H16V40H14ZM47 40H45V44L47 43L46 42ZM124 41V40H123ZM129 41V40H128ZM136 41H137V39H136ZM142 41H143V39H142ZM172 41V40H171ZM178 41V40H177ZM186 41V40H185ZM197 41H198V39H197ZM202 41V40H201ZM230 41H231V39H230ZM233 41V40H232ZM3 42L6 44V42L3 40ZM97 42V41H96ZM132 42H133V39H132ZM174 42V40L172 41V43ZM17 43V42H16ZM50 43V42H49ZM49 43H47V45H49ZM124 44H125V42H123ZM135 43V42H134ZM176 43V42H175ZM179 43V42H178ZM200 43V42H199ZM198 43V44H199ZM5 44H2V45H5ZM12 44L13 43H11V46L10 45H8V43L6 44V45H8V47L10 46V47H12ZM15 44V43H14ZM13 44V45H14ZM83 44H84V42H83ZM99 44V43H98ZM128 44V43H127ZM132 44V43H131ZM130 44V45H131ZM174 44V43H173ZM40 45H43V49H44V44L41 42V44ZM132 45H134V44H132ZM136 45H138V44H136ZM141 46H142V44H140ZM144 45H145V43H144ZM178 45V44H177ZM231 45V44H230ZM239 45V44H238ZM51 46V45H50ZM84 46V45H83ZM140 46V47H141ZM179 46V45H178ZM229 46V45H228ZM8 47H7V49H8ZM14 47V46H13ZM12 47V48H13ZM16 47V46H15ZM14 47V48H15ZM42 47V46H41ZM175 47H177L176 45L174 46V48ZM233 47V46H232ZM45 48H47V46L45 47ZM84 48V47H83ZM173 48V49H174ZM220 48H219V50H220ZM226 48V49H225ZM16 49V48H15ZM18 49H17V51H18ZM42 49V50H43ZM132 49V48H131ZM190 49V48H189ZM233 49V48H232ZM11 50V49H10ZM13 50V49H12ZM103 50V49H102ZM141 50V49H140ZM178 50H179V48H178ZM178 50H176L177 52H178ZM198 50V49H197ZM226 50V51H225ZM14 51V50H13ZM16 51V52H17ZM100 51V50H99ZM176 51H174V52H176ZM221 51V50H220ZM12 52V51H11ZM11 52L9 51V53L10 54H8L7 56H9V55H11ZM83 52V51H82ZM228 52V51H227ZM7 53H8V51H7ZM13 53V52H12ZM139 53V52H138ZM137 53V54H138ZM220 53V52H219ZM223 53V52H222ZM228 53H230V52H228ZM16 54V53H15ZM136 54V55H137ZM143 54V53H142ZM216 54V53H215ZM6 55V54H5ZM13 55V54H12ZM175 56H176V54H174ZM14 56V58H15V55H13ZM12 56V57H13ZM18 56V52H17V55H16V58H17V60L19 61L20 59H18L19 57H17ZM46 56V55H45ZM116 56V55H115ZM114 56V57H115ZM177 56H178V54H177ZM11 57V58H12ZM20 57V58H21ZM80 57V56H79ZM123 57V56H122ZM121 57V58H122ZM2 58V57H1ZM22 58H21V60H22ZM128 58H131V56L130 57H128ZM132 58H133V56H132ZM5 59H7V57H5L4 58V65H5V63L7 62V60L5 61ZM9 59H10V57H9ZM13 59V58H12ZM114 59V58H113ZM120 59V58H119ZM123 59H124V57H123ZM122 59V60H123ZM127 59V58H126ZM225 59H227V58H225ZM11 60V59H10ZM14 61H15V59H13ZM13 60H12V62H13ZM128 60V59H127ZM126 60V61H127ZM224 60V59H223ZM234 60V59H233ZM233 60L232 61H230V62H233ZM34 61V60H33ZM123 61H125V60H123ZM123 61H121L122 63H124L123 65H124V67H126V65H127V63H126V61L125 62H123ZM138 61V60H137ZM142 61H143V59H142ZM229 61V60H228ZM2 62H3V60H2ZM119 62V61H118ZM164 62V61H163ZM250 62H252V61H250ZM262 62V61H261ZM8 63V62H7ZM15 64H13V65H15V66H17V63L19 64V62H14ZM27 63V62H26ZM38 63V62H37ZM121 63V64H122ZM131 63V62H130ZM133 63V62H132ZM142 63V62H141ZM140 63V64H141ZM177 63V62H176ZM254 64H257V62L255 63V62H253ZM253 63H250L251 65H249V66H252V64ZM21 64H22V62H21ZM20 64V65H21ZM34 64V63H33ZM38 64V66H40ZM48 64V63H47ZM48 64V65H49ZM211 64V63H210ZM235 64H237V63H235ZM248 64V63H247ZM247 64H246V66H247ZM253 64V66H254V68H257V67H255V65ZM264 64V63H263ZM3 65V66H4ZM6 65H7V67H6ZM5 65V69L7 70V80H6V84L8 85V83L10 84L11 82H10V80H11V76L9 75V72H10V74H11V72H12V70H13V67H12V70H10L9 68H8V64H6ZM10 65V64H9ZM26 65V64H25ZM51 65V66H52ZM114 65V64H113ZM120 65V64H119ZM130 65V64H129ZM129 65H127L128 67H129ZM133 65H135V64H133ZM132 65V66H133ZM228 65V64H227ZM230 65V64H229ZM232 65V64H231ZM230 65V66H231ZM234 65V64H233ZM245 65V64H244ZM11 66V65H10ZM19 66V65H18ZM37 66V67H38ZM131 66V65H130ZM138 66V65H137ZM162 66H163V64H162ZM256 66H258V64L256 65ZM21 67L22 66H20L19 67V69L18 70H20L21 71V73H20V79L21 80H23V81H20L19 83H17V84H15L16 86H14V87H16V89H17V91H19V94H21L20 93V91L24 88V84L23 83H25V81L27 80V84H31L32 83V79H33V77H34V79H35V76L37 75H35L34 74V76L32 75V72L34 71L33 70V68H32V70H31V68L30 67H28V65H26V67H22V69H21ZM34 67V66H33ZM117 73L119 72L118 70H120L121 71V69L123 68V71L125 70L124 69V67H122V68H120V66H118V63H117ZM119 67V68H118ZM135 67V66H134ZM177 67V66H176ZM191 67V66H190ZM206 67V66H205ZM232 67V66H231ZM239 67V66H238ZM242 67V66H241ZM240 67V68H241ZM41 68V70H43L42 69V67H40ZM50 68V67H49ZM82 68V67H81ZM113 68V67H112ZM133 68V67H132ZM132 68H130V69H132ZM136 68V67H135ZM134 68V69H135ZM138 68V67H137ZM175 68V66L173 65V69L172 70H175L174 69ZM214 68V67H213ZM230 68V67H229ZM235 68V67H234ZM245 68V67H244ZM253 68V67H252ZM260 68V67H259ZM2 69H4L3 67H2ZM1 69V70H2ZM4 69V70H5ZM45 70H46V68H44ZM108 69V68H107ZM129 69V68H128ZM128 69H126V70H128ZM129 69V70H130ZM165 69V68H164ZM232 69V68H231ZM10 70V71H9ZM36 70H38L39 71V69H36ZM112 70V69H111ZM128 70V72L131 74V72ZM136 70H138L137 72L139 73V70H142V71H144L143 69H136ZM233 70V69H232ZM241 70V69H240ZM256 70V69H255ZM260 70V69H259ZM122 71V72H123ZM133 71H135V70H133ZM142 71H140V73L139 74H141V72ZM231 71V70H230ZM235 71H236V69H235ZM258 71V70H257ZM261 71V70H260ZM35 72V71H34ZM39 72H41V71H39ZM47 72V71H46ZM128 72L126 71V73L128 74ZM136 72V71H135ZM171 72H174V71H171ZM171 72L169 73V74H171ZM176 72V71H175ZM262 72V71H261ZM36 73V72H35ZM44 73V72H43ZM50 73V72H49ZM82 73V74H81ZM85 73V72H84ZM121 73V72H120ZM124 73V72H123ZM123 73H121V74H119L118 76H120V75H122ZM125 73V74H126ZM219 73V72H218ZM44 74H46V73H44ZM126 74V75H127ZM136 74V73H135ZM173 74V73H172ZM172 74H171V76H172ZM209 74V73H208ZM235 74H236V72H235ZM256 74V73H255ZM264 74V73H263ZM116 75L117 74H114V76L116 77ZM142 75H144V74H142ZM162 75V74H161ZM19 76V75H18ZM170 75H168V72L166 73V77H167V79L171 82L172 80H173V78L171 77ZM215 76V75H214ZM236 76V75H235ZM37 77V76H36ZM122 77V76H121ZM127 77V76H126ZM137 77V76H136ZM139 77H141V76H139ZM143 77V76H142ZM211 77H213V75L211 76ZM248 77H249V75H248ZM108 78V77H107ZM144 78H146V77H144ZM209 78V77H208ZM13 79V78H12ZM133 79H134V77H133ZM166 79V78H165ZM166 79V80H167ZM264 79V78H263ZM13 80H15V79H13ZM12 80V81H13ZM17 80H18V78H17ZM73 80V79H72ZM118 80H119V77H118ZM134 80H136V78L134 79ZM209 80H215L214 78H212V79H210L209 78ZM208 80V81H209ZM231 80V79H230ZM84 81H86V80H84ZM122 81V80H121ZM139 81V80H138ZM168 81V82H169ZM175 81V80H174ZM203 81V80H202ZM207 81V82H208ZM224 81V80H223ZM226 81H227V79H226ZM67 82V81H66ZM74 82V81H73ZM140 82V81H139ZM166 82V81H165ZM210 82V81H209ZM225 82V81H224ZM223 82V83H224ZM26 83H25V86H26ZM59 83V82H58ZM87 83V82H86ZM108 83V82H107ZM117 83H118V81H117ZM179 83V82H178ZM203 83V82H202ZM214 83V82H213ZM213 83H212V81L210 82V83H206L205 85L206 86H204V88H202L203 89V91H204V101H205V103L207 104V108H205L206 109V112H207V115L209 114H212V113H219L220 112V114L219 115H221V116H219V115H217L216 117H219L217 120H218V122L220 123V121H219V119H220V117L222 118V115L224 116V113L223 112H221V110H218L217 109V107L214 105V103H213V101H212V98L210 97L211 96V92H212V88H213ZM222 83V82H221ZM3 84H4V82H3ZM14 84H12V85H14ZM52 84V83H51ZM60 84V83H59ZM73 84V83H72ZM71 84V85H72ZM116 84V83H115ZM142 84V83H141ZM171 84V83H170ZM172 84H175L174 82L172 83ZM1 85V84H0ZM11 85V86H12ZM32 85V84H31ZM31 85H30V87H28L27 86V88H30V90H31ZM77 85V86H78ZM220 85V84H219ZM238 85V84H237ZM240 85V84H239ZM10 86V87H11ZM18 86V87H17ZM46 86V85H45ZM83 86V85H82ZM81 86V87H82ZM141 86V85H140ZM139 86V87H140ZM162 86V85H161ZM170 86H172V85H170ZM227 86V85H226ZM138 87V86H137ZM174 87V86H173ZM200 87H202V86H200ZM214 87H215V85H214ZM221 87H222V84H221ZM221 87L219 86V90H221ZM259 87V86H258ZM263 87V86H262ZM26 88V87H25ZM26 88V89H27ZM79 88V87H78ZM142 88V87H141ZM161 88V87H160ZM163 88V87H162ZM161 88V89H162ZM257 88V87H256ZM9 89V88H8ZM11 89V88H10ZM13 89V88H12ZM11 89V90H12ZM25 89V90H26ZM35 89V88H34ZM242 89V88H241ZM259 90H260V88H258ZM24 90V89H23ZM197 90H199V89H197ZM238 90H240L239 88H238ZM237 90V92H239ZM255 90V89H254ZM259 90H257V91H259ZM264 90V88L262 89V90H260V92H261V94H264L263 91ZM13 91V90H12ZM12 91H10L9 90V92H8V94L10 93V92H12ZM61 91V90H60ZM63 91V90H62ZM61 91V92H62ZM263 91V92H262ZM15 92H16V90H15ZM14 92V93H15ZM24 92V91H23ZM49 92V91H48ZM79 92V91H78ZM259 92V93H260ZM224 93V92H223ZM235 93V92H234ZM8 94H6V95H8ZM60 94V93H59ZM161 94V93H160ZM216 94V93H215ZM231 94V93H230ZM236 94V93H235ZM10 95H11V93H10ZM82 95H83V93H82ZM88 95V94H87ZM140 95V94H139ZM153 95V97H154V100H155V94H152ZM158 95L159 94H157V99H158ZM177 95V94H176ZM176 95H175V97H176ZM178 95H180V94H178ZM177 95V96H178ZM21 96V95H20ZM25 96V95H24ZM23 96V97H24ZM58 96V95H57ZM101 96V95H100ZM103 96V95H102ZM144 96V95H143ZM160 96V95H159ZM230 96V95H229ZM259 96H261V95H259ZM4 97V96H3ZM8 97V96H7ZM46 97V96H45ZM61 97V96H60ZM83 97V96H82ZM86 97V96H85ZM88 97V96H87ZM262 97V96H261ZM264 97V96H263ZM79 98V97H78ZM105 98V97H104ZM151 98H152V96H151ZM150 98V99H151ZM176 98H179V99H181V97H176ZM216 98V97H215ZM3 99H5V98H3ZM60 99V98H59ZM156 99V100H157ZM161 99V98H160ZM179 99H177V100H179ZM183 99V98H182ZM214 99V98H213ZM228 99V98H227ZM229 99H231V98H229ZM232 99H233V96H232ZM246 99H247V96L246 97H244V100H245V102H246ZM250 99V98H249ZM253 99V98H252ZM7 100H8V98H7ZM41 100V99H40ZM90 100V99H89ZM143 100V99H142ZM217 100V99H216ZM244 100H243V102H244ZM254 100H256V99H254ZM26 101V100H25ZM81 102H79V103H81V104H79L78 103V105L80 106V105H84L85 104V98L83 97V98H81V100H80ZM107 101V100H106ZM149 101H151V100H149ZM159 101V100H158ZM158 101H153V99H152V102L154 103V102H158ZM161 101H163L162 99H161ZM184 100H179V103L178 104H180V105H183L182 107V109H183V111L184 110H186L187 109V105L188 104H183L182 102H183ZM198 101H199V99H198ZM226 101V100H225ZM231 101V100H230ZM248 101L249 100H247V102L246 103H248ZM1 100H0V107H1V105L3 104H1ZM8 102V101H7ZM32 102V101H31ZM42 102V101H41ZM50 102V101H49ZM61 102V101H60ZM178 102V101H177ZM217 102H219V100H217ZM228 102V101H227ZM226 102V103H227ZM233 102V101H232ZM235 102H238L237 100L235 101ZM235 102H233V105L235 104V107L236 106H238V107H236V108H234L235 109V111H233L234 112V114H235V112H237V113H239L240 115H238V116H231V115H229L230 114V112H228V114H227V111H229V110H227V109H224L223 108V106H222V108H223V110H224V112H225V110H226V113H225V115L227 116V115H229V120L231 121V119L233 118V117H236L235 118V120L234 119H232V122H233V120H234V122H233V124H235V125H237L238 127H236L237 129L240 127V129L242 128V129H244L245 127V130H243V131H245V132H242L241 133V131H238L239 133V135H237V136H239L238 138H237V140H236V131L234 132L235 133V142L237 141V145H239V146H241V140H242V143H243V145H244V147H241V149H240V147L238 146V149H240V150H243V148L245 149V153L246 154H244V157H245V155H246V158H244L245 159V163H248V166L246 167V168H249L250 167V165L249 164H257V166H253L252 165V167H256V169H259V168H257L258 167V165L259 166H262V167H264V130H262L264 127V125H263V123H262V125L261 124H258V123H261L262 122V120H260V122H258V117L260 118V116H261V118L260 119H262V115H260V116H258L260 113H257L258 111H256L257 109L259 110V108H257V109H255V107H254V109L253 110H255L256 112H254L253 111V116H251V117H249L250 116V114H248V112L246 111V114H247V119H246V122L243 124V127H241L242 125H241V121H242V116H241V112L242 113H245V111L243 110V111H240V110H242V106H241V108L239 107L240 105H241V103L239 104V102H238V105L235 103ZM242 102V103H243ZM9 103H10V101H9ZM8 103V104H9ZM29 103V102H28ZM38 103V102H37ZM62 103V102H61ZM86 103H87V101H86ZM152 103V104H153ZM160 103V102H159ZM182 103V104H181ZM184 103H187V102H184ZM192 103V102H191ZM220 103V102H219ZM219 103L218 104H216V105H219ZM256 103V102H255ZM12 104H13V102H12ZM27 104V103H26ZM42 104H44V103H42ZM50 103H48V105H46L47 106V108L48 109H51V105H49ZM65 104V103H64ZM177 104V105H178ZM193 104V103H192ZM192 104H190V105H192ZM245 104V103H244ZM254 104V103H253ZM20 105V104H19ZM22 105V104H21ZM82 105V106H83ZM86 105V104H85ZM85 105H84V107H85ZM154 105V104H153ZM155 105H156V103H155ZM161 104H159V106H160ZM170 105V104H169ZM205 105V104H204ZM232 104H231V107L229 106V109H232L233 110V108H232V106H233ZM247 105V104H246ZM246 105H243L245 108H246ZM248 105H249V107L252 105V102L251 101H249V103H248ZM248 105H247V107H248ZM10 106H12V105H10ZM29 106V105H28ZM50 108H49V107ZM62 106V105H61ZM66 105H64V107H65ZM82 106H81V108H82ZM142 106V105H141ZM200 106V105H199ZM202 106V105H201ZM257 106V105H256ZM4 107H7L8 108V106L5 104V106L4 105H2V107L1 108H4ZM26 107V106H25ZM24 107V108H25ZM31 107V106H30ZM42 107V106H41ZM45 107V106H44ZM43 107V108H44ZM88 107V106H87ZM117 107V106H116ZM119 107V106H118ZM150 107V106H149ZM192 107V106H191ZM194 107V106H193ZM220 108H221V106H219ZM234 107V106H233ZM26 108H28V107H26ZM35 108V107H34ZM37 108V107H36ZM40 108V107H39ZM46 108V109H47ZM79 108V107H78ZM115 108V107H114ZM119 108H121V107H119ZM141 108V107H140ZM153 108V107H152ZM151 108V109H152ZM157 108V107H156ZM158 108H160V107H158ZM197 108H198V106H197ZM196 108V109H197ZM244 108V109H245ZM31 109V108H30ZM42 109V108H41ZM64 109V108H63ZM67 109H68V107H67ZM66 109V110H67ZM83 109V108H82ZM122 109H124L123 107H122ZM121 109V110H122ZM154 109V108H153ZM199 109H201L200 107L197 109V112L199 113ZM205 109H203V110H205ZM236 109H238V111L236 110ZM247 109V108H246ZM7 110H9V109H5V111H7ZM10 110H12V108L10 109ZM9 110V111H10ZM19 110V109H18ZM27 110V109H26ZM65 110V109H64ZM72 110V109H71ZM100 110V109H99ZM161 110V109H160ZM170 110V109H169ZM192 110V109H191ZM191 110H190V113H191ZM194 110V109H193ZM222 110V111H223ZM248 110H249V108H248ZM264 110V109H263ZM262 110V111H263ZM1 111H2V109H0V113H1ZM3 111H4V109H3ZM13 111V110H12ZM24 111V110H23ZM32 111H34V109H33V107H32V110L30 111V112H32ZM47 111V110H46ZM76 111H77V109H76ZM80 111V110H79ZM158 111V110H157ZM231 111V110H230ZM260 111V110H259ZM19 112V111H18ZM39 112V111H38ZM69 112V111H68ZM113 112H114V110H113ZM129 112V111H128ZM171 112H172V110H171ZM170 112V113H171ZM179 112V111H178ZM194 112V111H193ZM201 112H202V110H201ZM232 112V111H231ZM7 113H8V111H7ZM28 113V112H27ZM41 113V112H40ZM71 113V112H70ZM116 113H118V112H116ZM116 113H113L115 116H116V118H118V115H120L121 114V112H120V114H118V115H116ZM156 113V112H155ZM158 113H160V112H158ZM162 113V112H161ZM180 113V112H179ZM188 113H189V111H188ZM217 113V114H218ZM223 113V114H222ZM236 113V114H237ZM249 113H251L250 112V110H249ZM254 113H256L255 115H254ZM4 114H6V112L4 113ZM3 114V115H4ZM29 114V113H28ZM34 113H31L30 114V116L31 115H33ZM112 114V115H113ZM125 114V113H124ZM172 114V113H171ZM171 114H170V117H171ZM175 114V113H174ZM176 114H178V113H176ZM175 114V115H176ZM205 114V113H204ZM2 115V114H1ZM9 115H10V112H9ZM13 115V114H12ZM18 115V114H17ZM40 115V114H39ZM44 115V114H43ZM105 115V114H104ZM103 115V116H104ZM111 115V117L113 118L114 117V115L112 116ZM123 115V114H122ZM127 114H125V115H123V116H126ZM155 115V114H154ZM158 115V114H157ZM182 115V114H181ZM192 115V114H191ZM196 115V114H195ZM199 115V114H198ZM197 115V116H198ZM208 115V119L209 118H211L210 116ZM233 115V114H232ZM35 116V115H34ZM34 116H33V118H34ZM63 116V115H62ZM103 116L102 117H99L98 116V118H94V119H101V118H103ZM123 116H122V118H123ZM174 116V115H173ZM202 116V115H201ZM225 116V117H226ZM231 116V117H230ZM3 117V116H2ZM0 117V129H2L3 130V133H4V131L6 130H8L7 129V127L8 126H11V124H9V122L7 121V119L5 118L6 117V115H5V117ZM11 117V116H10ZM38 117V116H37ZM97 117V116H96ZM140 117V116H139ZM146 117V116H145ZM148 117H149V115H148ZM147 117V121L148 120H150L149 118ZM160 117V116H159ZM224 117V118H225ZM264 117V116H263ZM12 118V117H11ZM29 118V117H28ZM39 118V117H38ZM49 118V117H48ZM68 118H70V117H68ZM115 118V119H116ZM120 118H121V115H120ZM120 118L118 119V121H114V122H112L110 125L111 126H114L113 127V129H112V135L114 136V138L116 139L117 138V136L118 135H120L119 133H120V128H119V123H120ZM172 118V117H171ZM170 118V119H171ZM207 118V117H206ZM231 118V119H230ZM243 118H246L245 117V114L243 115ZM10 119V118H9ZM77 119V118H76ZM114 119V118H113ZM137 119V118H136ZM182 119V118H181ZM215 118L213 117V120H214ZM25 120V119H24ZM84 120V119H83ZM169 120V119H168ZM172 120V119H171ZM170 120V121H171ZM176 120V119H175ZM186 120V119H185ZM211 121H212V118L210 119ZM245 120V119H244ZM243 120V121H244ZM7 121V122H6ZM13 121V120H12ZM49 121V120H48ZM72 121V120H71ZM85 121V120H84ZM102 121H104V119L102 120ZM124 122V120H122L121 119V122ZM142 121V120H141ZM173 121V120H172ZM171 121V122H172ZM180 121V120H179ZM178 120H177V122H179ZM264 121V120H263ZM28 122V121H27ZM29 122H30V120H29ZM93 122V121H92ZM97 122H99V124H97L96 123V125H95V123L93 122V124L95 125H93L95 128L97 127V129L99 130V131H101V129H103L101 126H103V125H105V124H102L103 122H101V121H97ZM105 123H106V121H104ZM155 122V121H154ZM158 122V121H157ZM213 122V121H212ZM7 123V124H6ZM13 123V122H12ZM23 123V122H22ZM25 123V122H24ZM42 123H44V122H42ZM53 123V122H52ZM85 123V122H84ZM89 123V122H88ZM88 123H85V124H88ZM90 123H91V121H90ZM102 125H101V124ZM144 123H146L145 121H144ZM172 123H174V121L172 122ZM208 123H209V121H208ZM38 124V123H37ZM45 124V123H44ZM54 124V123H53ZM141 124V123H140ZM140 124H138V126L140 125ZM148 124V123H147ZM154 124V123H153ZM175 124V123H174ZM5 125H7V126H5ZM42 125V124H41ZM46 125H47V123H46ZM50 125V124H49ZM98 125L101 127H99L98 128ZM121 125V124H120ZM173 125V124H172ZM177 125V124H176ZM215 125H217V123L215 124ZM215 125H213L212 123H210L209 124V130H211L212 132H211V138L209 139V142H208V144L206 143V145H203V144H201L202 142H203V139L204 138H206V136L205 135H207L206 134V131L207 130H205L204 132H205V134H204V132L202 131L203 129H202V127H200V128H197L196 127V129L195 130H193L194 132H193V134H194V136H195V140H196V142H194L195 144H197V145H194L195 147L197 146V149H198V153H196L195 151V153L196 154H198L197 155V157L195 156V155H192V156H195V159H194V157L192 158L191 156H190V153H191V151H190V153H189V146H188V148L189 149H187V148H184L185 147V145H187V144H183L182 145V143H179L180 145H182V146H180V145H177L178 143L175 141L174 142V140H176V138L174 139V140H171L170 142H169V145H168V149L166 150V154L164 155V156H166L165 158H166V165H165V167H166V170H165V172L163 173V177H164V181L166 182V184L168 185V187H167V189L164 191V195L160 192V197L162 198V200L161 199H159V200H161L162 202H163V198H164V204H166L167 206H168V208H170V211H172V212H174L173 211V209L176 207V201L177 200H179V199H182V201H183V203H184V201H185V199L188 197V193L186 192V188L184 189V185H185V183H184V185H183V183L182 182H186V177H187V179L188 178H190L189 176H192L193 177V181H194V183H198V186H197V188H195V189H197L196 190V197H197V205L200 207V206H203V208H201V210H200V214L203 216V226H204V228H206V229H208V227H205V226H207V225H211V226H209V227H214V225L216 224V223H218V225H217V227L219 226V230H218V228L216 229V227H215V229H212V228H210V229H212V230H215V231H212V233H210V231H209V233H210V235H206L208 238H206L205 239V237L203 238V237H199L198 238V240L197 241H195V242H197L199 245L198 246H202L203 247V252H204V255L199 259V258H197V259H199V261H198V264H227L226 262H229L230 264H232L231 262L232 261H234V260H237V259H234V260H232L233 258L231 257V256H233V254H234V252H232V250H234L235 248H237V249H239L240 251V253H239V255L237 256L236 255V258H238L239 260H240V262L241 261H244L245 259H247V257H256V258H258L257 259V262H258V264H264V241H260V240H258V236H260L261 237V232L264 230H262V228H261V231H259V229L258 228H256V227H252V233H250L249 231L247 232V228H249V227H251V226H249L248 225V223H247V225L244 223L245 221H243L242 220V218L243 217H241V215H239L238 217L236 216H234L235 214H234V212L232 213V208H230V205H229V203H228V200H227V196L225 195V193L227 192V190H229V189H232L233 191L235 190V191H237V192H239V193H241L242 191V187L244 188V186H243V184H242V181H243V183L245 184V183H247L248 182V184L250 183L249 182V180L251 181V182H253L254 181V179L252 178V177H254V176H251V178L253 179V181L251 180V179H249V174H247V171L246 172H244V173H246V175H248V176H246L244 173L242 174V176L244 175V177H247V178H242V181H241V173H239V175L237 174V173H235L236 171L235 170H239L240 171V169L242 170L243 168H245V167H243V168H241L242 167V165H241V161L242 160H244V159H242V160H238L239 158H241V157H236L237 155H238V151H236V149H235V153L237 152V154L235 155V157H236V159L235 160H238L237 162L238 163H236V167H235V170L232 168L231 170H233V173L234 174H232L231 175V173H232V171H231V173H230V175H227L228 173H226V170H228V169H226V167H229L228 166V164H229V159H230V157H231V155L232 154H230V153H232V150H231V152H230V149H232L231 148V146L234 144H232V143H230V144H232L231 146L229 145V142H228V137H227V139H224V138H226V137H224L223 139H222V137H221V139L222 140H226V141H223V142H227V144H215V141L217 142V139H215V141H214V135H213V133H214V127H215ZM221 125V123L219 124V126ZM258 125H261L262 127H260L261 129L259 130V131H261V139H260V141H257V139L259 138L258 136H256V140L254 139V141L252 142V141H250L249 142V137L247 136V134H253V131H254V128H255V126L257 127V129H258ZM22 126V125H21ZM28 126V125H27ZM67 126H68V124H67ZM70 126V125H69ZM106 126V125H105ZM107 126H109L108 124H107ZM129 126V125H128ZM135 126V125H134ZM133 126V127H134ZM171 126V125H170ZM234 126V125H233ZM36 127V126H35ZM77 127V126H76ZM85 127V126H84ZM87 127V126H86ZM94 127H93V129H94ZM110 127V126H109ZM124 127V126H123ZM144 127L145 126H143V128H141V126L139 127V128H141L142 130H145L144 129ZM174 127H175V125H174ZM176 127H178V125L176 126ZM206 127H208V126H206ZM222 127H223V125H222ZM11 128V127H10ZM9 128V129H10ZM28 128H30V127H28ZM28 128H22V132H26L27 130H29ZM34 128V127H33ZM63 128V127H62ZM89 128V127H88ZM129 129L131 128L130 126L128 127ZM139 128H137V126H136V129L135 130H138ZM195 128V127H194ZM193 128V129H194ZM221 128V127H220ZM220 128L218 127V129L220 130ZM228 128V127H227ZM235 128V127H234ZM12 129V128H11ZM14 129V128H13ZM31 129V128H30ZM50 129V128H49ZM58 129V128H57ZM87 129V128H86ZM148 129V128H147ZM170 129H172L171 127H170ZM173 129H176V128H173ZM208 129V128H207ZM225 129V128H224ZM233 129V128H232ZM239 129V130H240ZM246 129H247V132H246ZM35 130V129H34ZM33 130V131H34ZM52 130V129H51ZM60 130V129H59ZM84 130V129H83ZM104 131H105V129H103ZM102 130V131H103ZM109 130H111V129H109ZM128 130V129H127ZM134 130V131H135ZM190 130V129H189ZM209 130H208V132H209ZM10 130H8L7 132H9ZM30 131V130H29ZM29 131H27L28 133H29ZM39 131H41V130H39ZM61 131V130H60ZM64 131V130H63ZM97 131V130H96ZM134 131L133 130H128L127 132H129L128 134H127V136H129V137H126V139H133V138H136V137H138V135H136V137H135V134H134ZM20 132V131H19ZM24 132V133H25ZM42 132H44V131H42ZM65 132V131H64ZM143 132H145V131H142V133ZM173 132H176V131H173ZM177 132L179 133V131H178V128H177ZM190 132V131H189ZM207 132V133H208ZM219 132H221V131H219ZM224 132V131H223ZM226 132V131H225ZM6 133V132H5ZM37 133V132H36ZM106 133V132H105ZM170 133H172L171 132V130H170ZM246 133V134H245ZM68 134V133H67ZM145 134V133H144ZM173 134V133H172ZM176 135H177V133H175ZM189 134V133H188ZM192 133H190V135H193ZM254 134H256L255 132H254ZM259 134V133H258ZM260 134H259V136H260ZM10 135V133L8 134V136ZM51 135V134H50ZM97 135H99V134H97ZM209 135V134H208ZM219 135V134H218ZM226 134H224L223 136H225ZM228 135V134H227ZM231 135V134H230ZM248 137L247 139H245V137L246 136ZM257 135V134H256ZM8 136H6V137H8ZM25 136V135H24ZM31 136H32V134H31ZM57 136V135H56ZM254 136V135H253ZM0 137H2L3 138V136H0ZM4 137H5V134H4ZM13 137V136H12ZM51 137V136H50ZM69 137V136H68ZM179 137V136H178ZM177 137V138H178ZM210 137V136H209ZM252 136L250 135V139H252L251 138ZM10 138H11V136H10ZM22 138H23V136H22ZM27 138V137H26ZM32 138V137H31ZM90 138H91V136H90ZM113 138V139H114ZM119 138V137H118ZM117 138V139H118ZM171 138H173L172 137V135H171V137H170V139ZM190 138V137H189ZM191 138H193V137H191ZM254 138V137H253ZM7 139H9V138H7ZM13 139V138H12ZM63 139V138H62ZM112 139V140H113ZM128 139V140H129ZM138 139V138H137ZM151 139V138H150ZM218 139H219V136H218ZM231 139V141H232V139H233V137L232 138H230ZM42 141L44 140V139H41ZM49 140V139H48ZM52 140V139H51ZM64 140V139H63ZM136 140V139H135ZM204 140H206V139H204ZM7 141V140H6ZM10 141V140H9ZM32 141V140H31ZM178 141V140H177ZM179 141H180V139H179ZM208 141V140H207ZM206 141V142H207ZM218 141H220L221 142V140H218ZM230 141V140H229ZM230 141V142H231ZM2 142H3V140H2ZM45 142V141H44ZM55 142V141H54ZM61 142H63V141H61ZM145 142V141H144ZM233 142H234V140H233ZM21 143V142H20ZM126 143V142H125ZM189 143V142H188ZM222 143V142H221ZM239 143V144H238ZM24 144V143H23ZM134 144V143H133ZM190 144V143H189ZM236 144H235V147H236ZM26 145V144H25ZM24 145V146H25ZM131 145V144H130ZM192 145V144H191ZM45 146V145H44ZM43 146V147H44ZM62 146V145H61ZM132 146V145H131ZM259 146V147H258ZM27 147V146H26ZM42 147V148H43ZM58 147V146H57ZM233 147V146H232ZM18 148V147H17ZM21 148V147H20ZM56 148V147H55ZM163 148V147H162ZM1 149V148H0ZM12 149V148H11ZM16 149V148H15ZM52 149H53V147H52ZM181 149H183V152H182V150ZM3 150H4V148H3ZM10 150V149H9ZM18 150V149H17ZM16 150V151H17ZM89 150V149H88ZM193 150V149H192ZM16 151H13V153L14 152H16ZM21 151V150H20ZM29 151V150H28ZM165 151V150H164ZM197 151V150H196ZM257 151H261L262 152V155H260V156H258L257 154V156L255 157V153H257ZM42 152V151H41ZM84 152V151H83ZM86 152V151H85ZM230 152V153H229ZM233 152V153H234ZM244 153V151H241L240 153H239V155L241 154V153ZM1 153V152H0ZM9 153H11V154H13L12 153V151L11 152H9ZM9 153H7V154H9ZM87 153V152H86ZM146 154H147V152H145ZM15 154V153H14ZM18 154V153H17ZM37 154V153H36ZM45 154V153H44ZM91 154V153H90ZM142 154V153H141ZM46 155V154H45ZM0 156H2V155H0ZM10 156V155H9ZM35 156V155H34ZM33 156V157H34ZM44 156V155H43ZM92 156V155H91ZM100 156V155H99ZM118 156V155H117ZM148 156V155H147ZM162 156V155H161ZM160 156V157H161ZM241 156V155H240ZM42 157V156H41ZM103 157V156H102ZM133 157V156H132ZM146 157V156H145ZM150 157V156H149ZM2 158V157H1ZM9 158V157H8ZM126 157L125 156H123L122 157V155H121V159L119 158V160H120V162H119V165H120V167L121 166H124L125 164L127 165L128 163H129V161H127V158L125 159ZM238 158V159H237ZM47 159V158H46ZM89 159V158H88ZM101 159V158H100ZM163 159V158H162ZM31 160V159H30ZM32 160H35V159H32ZM43 160V159H42ZM102 160H105V159H102ZM3 161V160H2ZM17 161V160H16ZM154 161V159H153V157H150V159H149V162H150V165L152 164L153 165V162ZM156 161V160H155ZM33 162V161H32ZM35 162V161H34ZM39 162H41L40 160H39ZM117 162V161H116ZM165 162V161H164ZM244 162V161H243ZM29 163H31L30 161H29ZM28 163V164H29ZM244 163V164H245ZM7 164V163H6ZM17 164V163H16ZM27 164V163H26ZM34 164V163H33ZM35 164H37V163H35ZM41 164V163H40ZM235 164V163H234ZM233 164V165H234ZM243 164V163H242ZM0 165H2L1 163H0ZM30 165H32V164H30ZM39 165V164H38ZM38 165H36L35 167H34V169L33 170H36V167H38ZM42 165V164H41ZM118 165V166H119ZM125 165V166H126ZM146 165V164H145ZM160 165V164H159ZM232 165V166H233ZM33 166V165H32ZM60 166H62V165H60ZM116 166V165H115ZM149 166V165H148ZM156 166H157V164H156ZM240 166V167H239ZM244 166V165H243ZM26 167V166H25ZM29 167V166H28ZM42 167V166H41ZM117 167V166H116ZM115 167V168H116ZM239 167V168H238ZM31 168V167H30ZM118 168V167H117ZM133 168H134V166H133ZM153 168V167H152ZM156 168V167H155ZM23 169V168H22ZM27 169V168H26ZM39 169H40V167H39ZM57 169V168H56ZM160 169V168H159ZM226 169V170H225ZM254 169V168H253ZM255 169V170H256ZM262 169V168H261ZM3 170H5L3 167H2V170L0 171V173L3 171ZM20 170V169H19ZM27 170H29V169H27ZM31 170V169H30ZM107 170V169H106ZM121 170V169H120ZM135 170V169H134ZM163 170V169H162ZM225 170V171H224ZM247 170V169H246ZM21 171V170H20ZM22 171H25L24 169L22 170ZM123 171V173H121V171L120 172H116L115 173V175H112V174H114V173H112V174H110V175H112L113 177L115 176L116 178H118V177H120L119 176V174L121 173L123 176H121L122 177V179H123V177H124V179L125 180H128V177L130 178V180L132 179V178H134L135 176H134V174H132L133 172L132 171H130L129 170V173H131L133 176H131V174H129L128 173V171H125V170H122ZM212 172V174H210L212 177H211V185H209V184H207V185H209L206 189H207V193H205L206 195L207 194H210V197L212 198L211 200H207L206 198H205V195L202 193V186H203V184H204V182H205V180L207 179L208 180V177L210 176L209 175V172ZM219 171V172H218ZM243 171H245V170H243ZM30 172H32V171H30ZM34 172V171H33ZM36 172V171H35ZM40 171L38 170V173H39ZM62 172V171H61ZM65 173L66 172H69V171H64ZM224 172H225V174L227 175V176H229V177H226L225 175H224ZM229 172V171H228ZM4 173V178L5 179H3V180H0V187L2 186L3 188L5 187V185L3 186L2 185V183H4L5 181H6V176H8V175H6L5 176V171L3 172ZM3 173H1V175H0V179H2L1 177H2V175H3ZM63 173V172H62ZM125 173H126V175L128 176V177H126L125 176ZM153 173V172H152ZM152 173H150V175L151 176H153L152 175ZM160 173H162V172H160ZM249 173V172H248ZM251 173H252V171H251ZM9 174H11V173H9ZM17 174V173H16ZM25 174H27V173H25ZM67 175L66 176H68V173H66ZM120 174V175H121ZM20 175V174H19ZM22 175H24L23 173H22ZM74 175V174H73ZM137 175V174H136ZM25 176V175H24ZM24 176H22L23 178H24ZM69 176H70V173H69ZM83 176V175H82ZM112 176H110L111 178H109L110 179V183L112 182L111 181V179L113 180V184H114V180H116V178L114 179ZM131 176V177H130ZM258 176V175H257ZM257 176H255L254 178H256ZM26 177V176H25ZM73 177V176H72ZM71 177V178H72ZM85 177V176H84ZM83 177V178H84ZM89 177V176H88ZM121 177L120 178H118L116 181L117 182H121ZM149 177V180L151 179L150 178V176H148ZM162 177V178H163ZM179 177H181V178H183V179H185V181L183 180L182 182H181V179L180 180H178L179 179ZM263 177V176H262ZM66 178H68V180L66 179V180H64L65 181V185H68V188H67V186L66 187H63V188H67L66 189V192H68V193H64V194H67V196L68 197H66L68 200H67V204H69L68 202H70V197H71V201H72V198H74V193H72V191L73 192H75V190H77L76 191V193L75 194H77V192L78 191H80L82 188V192L80 191V192H78L79 194H77L75 197H77V198H79V199H77V200H79L78 202H80L81 201V203L80 204H83V202H84V199L83 198H85L86 197V195H83V194H85L86 193V190L88 189L87 188V181L85 180V179H80V178H78L79 180L77 181L76 179V181L78 182L77 184H75L76 186H81L83 183H84V181H85V183L83 184V185H85V187H83L82 186V188L80 187V190H79V187L76 189L75 188V185H74V182H76L75 180H73L72 181V179L70 180V178L69 177H66ZM99 178H101V177H99ZM153 178H155L154 176L152 177V179ZM22 179V178H21ZM89 179V178H88ZM148 179V178H147ZM146 179V180H147ZM152 179L150 180L151 181V183H150V181H148L147 180V183L145 182V184H147V186L150 184V186H151V188H150V190H149V192H151V197L149 198L150 200H153L152 202H153V204H154V201H155V199L159 196H157V194H159V192H157L156 191V188H155V183H153V181H152ZM247 179H249L248 181H247ZM130 180H128V181H124V180H122L124 183L126 182H129ZM133 180H136L135 181V183H134V185H136V183L139 181V178L137 179V177H136V179H133ZM133 180H131V181H133ZM138 180V181H137ZM189 180V179H188ZM192 180V179H191ZM257 180H259V178L257 177V179H255V181L253 182V184H254V188L251 186H249V188H253L254 190L256 189V188H259V187H257V185H255L256 184V181ZM4 181V182H3ZM66 181H68V182H66ZM71 181V182H70ZM83 181V182H82ZM98 181V180H97ZM100 181V180H99ZM131 181H130V184H133V183H131ZM142 181H145L144 179L142 180ZM196 181V182H195ZM210 181H208V182H210ZM2 182V183H1ZM62 182V181H61ZM73 182V183H72ZM101 182V181H100ZM109 182V181H108ZM134 182V181H133ZM140 182L141 181H139V183L138 184H140ZM149 182V183H148ZM159 182V181H158ZM161 182V181H160ZM165 182H163V184H165ZM263 182V181H262ZM68 183V184H67ZM98 183V182H97ZM103 183H104V181H103ZM116 183V182H115ZM125 183V184H126ZM206 183V182H205ZM258 183V182H257ZM14 184V183H13ZM73 186H72V185ZM123 184V183H122ZM128 185H129V183H127ZM137 184V185H138ZM143 184V182L141 183V185ZM145 184H143V186L145 185ZM165 184V185H166ZM248 184H247V186H248ZM252 183H250V185H253ZM63 185V184H62ZM102 185H104V184H102ZM117 186H118V184H116ZM115 185V186H116ZM134 185H130V187L132 186V188L134 187ZM136 185V186H137ZM166 185V186H167ZM194 185V184H193ZM242 185V186H241ZM246 185V184H245ZM8 186V185H7ZM64 186V185H63ZM73 188H72V187ZM120 186V185H119ZM124 186V185H123ZM146 186V185H145ZM149 186V187H150ZM165 186V187H166ZM129 187V188H130ZM186 187V186H185ZM203 187H205V185L203 186ZM3 188H0L1 190L3 189ZM8 188V187H7ZM63 188L61 189V192H62V190H63ZM75 188V190H72V189H74ZM85 188H87L86 190H85ZM104 188H105V186H104ZM115 188V187H114ZM114 188H112V189H114ZM121 187H119V190L117 189V190H115L114 192H113V194L114 195H112V193L110 192L111 190H109V189H111V188H107L106 189V192L108 191V192H110V197H112V196H114V198L117 196V197H120V199L122 198L121 196H123V197H125V195L127 194V196H129L130 195V193L132 194V191H135L134 189H131L130 190V193L128 194V193H123V194H121V189H120ZM128 188V187H127ZM145 188V187H144ZM146 188H148V187H146ZM245 188H246V186H245ZM248 188V187H247ZM149 189V188H148ZM159 189V188H158ZM253 189H251L252 191H253ZM4 190V189H3ZM105 190V189H104ZM125 190H126V188H125ZM125 190H124V192H125ZM140 190V189H139ZM143 190V189H142ZM160 190V189H159ZM248 190V189H247ZM250 190V189H249ZM102 191V190H101ZM118 191H120L118 194H120L121 196H119L118 194H117V192ZM129 191V189H127L126 190V192H128ZM231 191V190H230ZM245 191V190H244ZM256 191V190H255ZM63 192H64V190H63ZM105 192V191H104ZM105 192V193H106ZM163 192V191H162ZM223 192H225L224 193V195H223ZM81 193H82V195H81ZM99 193V192H98ZM133 193H135V192H133ZM252 193V192H251ZM32 194V193H31ZM109 193H106L105 195V197H103V203L105 204L106 202L105 201H107V200H109V201H107V203L109 204V202H111L112 203V201L110 200L111 198L109 197V196H107ZM148 194V193H147ZM226 194H228V193H226ZM238 194V193H237ZM80 195V196H79ZM88 195V194H87ZM137 195V194H136ZM140 195V194H139ZM175 195L177 196V197H175ZM190 195V194H189ZM4 196V195H3ZM81 196H83V197H81ZM102 196V195H101ZM101 196H99V197H101ZM103 196H104V194H103ZM126 196V197H127ZM131 196V195H130ZM129 196V197H130ZM157 196V197H156ZM209 196V195H208ZM207 196V197H208ZM5 197V196H4ZM90 197V196H89ZM99 197H98V199L95 201L96 203H98V200H99ZM109 197V198H108ZM116 197V198H117ZM125 197V198H126ZM138 197V198H137ZM136 198L135 197H133V200H135V201H137V200H140V202H142V199H140L139 198V196H137ZM159 197V198H160ZM190 197V196H189ZM238 197V196H237ZM239 197H241V194L239 195ZM3 197H1V199H2ZM80 198H82V199H80ZM91 198V197H90ZM108 198V199H107ZM123 199V201L125 200L126 201V199ZM177 198H179V199H177ZM232 198V197H231ZM256 198V197H255ZM101 199V198H100ZM113 199V198H112ZM119 198L117 199V202H119V201H122V199L120 200ZM128 199V198H127ZM130 200H132L131 198H129ZM128 199V200H129ZM158 199V198H157ZM156 199V200H157ZM189 199V198H188ZM188 199H186V200H188ZM210 199V198H209ZM239 199V198H238ZM237 199V200H238ZM253 199V198H252ZM3 200V199H2ZM48 200V199H47ZM116 199H114L113 201H115ZM119 200V201H118ZM126 201L127 203H129V204H127L126 202H123L124 204L126 203L128 206L130 205V203H135V202H133V200L132 201ZM150 200H148V201H150ZM159 200H157V201H159ZM176 200V201H175ZM239 200H241V199H239ZM256 200H258V199H256ZM5 201H6V199H4V205L5 204H7V203H5ZM102 201H101V203H102ZM147 201V200H146ZM147 201V202H148ZM156 201V202H157ZM161 201H159L157 204L158 205H160L162 202ZM190 201V200H189ZM244 201V200H243ZM14 202V201H13ZM138 202L139 201H137V203L136 204H134V205H139L140 204V202H139V204H138ZM143 202H145V201H143ZM142 202V203H143ZM147 202H145V204L147 203ZM161 202V203H160ZM179 202V201H178ZM238 202H240V204H241V201H238ZM237 202V205H240L239 203ZM60 203V202H59ZM141 203V204H142ZM186 203V202H185ZM190 203V202H189ZM30 204V203H29ZM52 204H54V203H52ZM62 204V203H61ZM141 204H140V206H141ZM145 204H142V206H143V208H144V205ZM149 204V203H148ZM156 204V203H155ZM156 204V205H157ZM163 204V205H164ZM179 204V203H178ZM177 204V205H178ZM31 205H33V204H31ZM51 205V204H50ZM56 205V204H55ZM63 205V204H62ZM101 204H99V206H100ZM122 204H121V202H120V208H121V210H120V217L122 216V213H121V211L123 212V209L127 212V215H128V206H126V205H124L125 206V208H123V205L121 206ZM149 205H151V202H150V204ZM148 205V206H149ZM157 205V206H158ZM181 205H182V203H181ZM194 205V204H193ZM233 205V204H232ZM231 205V206H232ZM236 205V204H235ZM236 205V207H239V208H241L240 206H237ZM263 205V204H262ZM2 206V205H1ZM46 206V205H45ZM84 206H86L85 205V202H84ZM104 206V205H103ZM107 206H110V205H106L105 204V206L103 207V208H98V206H97V209H102L101 211H102V214H104L105 215V213H104V211L106 212V215H107ZM114 206V205H113ZM197 206V207H198ZM19 207V206H18ZM54 207V206H53ZM107 207V208H106ZM147 207V206H146ZM149 207H151V206H149ZM149 207H147V209H149ZM159 207V206H158ZM184 207V206H183ZM186 207V206H185ZM218 207H221V210H222V212L223 213H221V214H223V219H221V221H220V217L218 216V210H220V209H218ZM14 208V207H13ZM55 208V207H54ZM115 208V207H114ZM119 208V209H120ZM155 208H156V211H154V212H156L155 213V216L156 215H159L160 216V214H158V213H161L160 212V209L159 208H157L156 206H155ZM161 208V207H160ZM167 208V207H166ZM177 208V207H176ZM49 209V208H48ZM47 209V210H48ZM87 209V208H86ZM118 209V210H119ZM131 209V208H130ZM139 212H141V211H144V212H141V213H146V211H145V208L144 209H142V207H140V210H139V206H137V208H136ZM142 209V210H141ZM159 209V210H158ZM165 209V208H164ZM163 209V210H164ZM178 209V208H177ZM200 209V208H199ZM16 210V209H15ZM33 210V209H32ZM45 210V209H44ZM53 210H55V209H53ZM104 210V211H103ZM162 210V215L160 216V218L158 217V216H156L157 217V219L159 218V220H155L154 219V221L156 222L154 225H153V222H152V224H151V222L150 223H146V224H144V225H140V230H141V233H142V235L138 238V245L137 244H135V240L133 241V243L135 244V245H137L138 246V248H137V250H138V256H140V260L139 261H135V263L134 264H143L144 262H146V261H150V264H155V263H161V264H185V255L187 254H189V255H193V254H199L200 252L198 251V250H191V248L189 249V248H186V244L184 245V246H182V245H180V243L178 242V245L176 244L177 243V241H176V243L174 244L173 242H171L172 244H168V245H165L166 244V242L168 243V239H167V241L165 242L164 241V239H165V237L168 235L169 236V238L170 237H175L176 235H177V233L179 232V233H181V231L179 230L178 232H176V230L175 229H173V227L171 228V226L173 225V223H172V225L170 226V223H171V221H170V217H169V215H165V214H163V213H165L164 211ZM168 210V209H167ZM175 210V209H174ZM220 210V211H221ZM241 210V209H240ZM36 211H37V209H36ZM66 211V210H65ZM101 211L99 210V214L101 213ZM116 211V210H115ZM2 212V211H1ZM50 212V211H49ZM48 212V213H49ZM51 212L53 213L54 211H52V209H51ZM60 212V211H59ZM58 212V213H59ZM126 212H125V214H126ZM195 212V211H194ZM198 212H199V210H198ZM241 212V211H240ZM43 213V212H42ZM64 213V212H63ZM97 213V214H98ZM140 213V214H141ZM152 213V212H151ZM178 213V212H177ZM238 213H239V209H238ZM256 213H257V210H256ZM2 214V213H1ZM5 214V213H4ZM51 214V213H50ZM54 214V213H53ZM84 214V213H83ZM102 214H100V216H102ZM125 214H123V217L125 216ZM153 215H154V213H152ZM171 214V213H170ZM240 214V213H239ZM251 214V213H250ZM3 215V214H2ZM40 215V214H39ZM45 215V214H44ZM55 215V214H54ZM103 215V216H104ZM130 215V214H129ZM134 215V214H133ZM139 215V214H138ZM142 215V214H141ZM140 215V216H141ZM173 215V214H172ZM199 215V214H198ZM56 216V215H55ZM81 216H82V214H81ZM103 216L101 217V219H103ZM118 216V215H117ZM116 216V217H117ZM150 216V215H149ZM155 216L153 217V218H155ZM222 216V215H221ZM257 217H259V216H261V214L258 216V215H256ZM255 216V217H256ZM9 217V216H8ZM40 217V216H39ZM45 217V216H44ZM52 217V216H51ZM57 217V216H56ZM63 217V216H62ZM65 217V216H64ZM69 217V216H68ZM111 217V216H110ZM119 217V218H120ZM122 217V218H123ZM129 217V216H128ZM142 218H143V215L141 216ZM152 217V216H151ZM177 217V216H176ZM194 217V216H193ZM231 217H233V219H236V221H238L239 222V224H240V227H239V233L238 234H236V235H238V237H237V239H235L234 237V240H235V242H231V241H229V239H227L228 241V243L226 242V240H225V238H224V235L226 234V232H227V230L225 229V227L227 226V223L230 221V218ZM100 218V217H99ZM118 218V219H119ZM122 218H121V220L119 219V224L120 225H122L121 223L122 222H126V220L128 219V218H126V217H124L125 218V220H123L122 221ZM172 218H174V217H172ZM222 218V217H221ZM259 218H261V219H263L264 217L262 216V217H259ZM40 219V218H39ZM42 219V218H41ZM52 219H54V218H52ZM62 219V218H61ZM112 219V218H111ZM232 219V220H233ZM257 219V218H256ZM48 220V219H47ZM68 220H69V218H68ZM144 220V219H143ZM152 221H153V219H151ZM99 221H100V219H99ZM120 221H122V222H120ZM218 221H220L221 223H219ZM45 222V221H44ZM55 222V221H54ZM113 222V221H112ZM128 222V221H127ZM146 222V221H145ZM251 222V221H250ZM263 222V221H262ZM60 223V222H59ZM68 223H69V221H68ZM101 223V222H100ZM258 223V222H257ZM39 224V223H38ZM57 224H58V222H57ZM53 225L52 227L50 226L49 227V229L48 230H46L47 232H44V235L46 234V233H48V235L46 236H43V240H41L40 242H43V243H41L43 246H42V248L41 249H43L44 247L48 250L49 249V252L51 253L52 251H54V252H52L53 254H54V256H55V253H56V256L55 257H53L54 258V260H56V257H58L59 258V256H61V259H59V260H61L62 261V258L64 259H66V260H64L65 262L67 261V259H68V261L70 262V264H72L73 262H72V260H73V258H74V255H73V258H72V256H71V250H70V244H71V231H66V229L64 228V224L63 223H61V225ZM63 224V225H62ZM70 224H72V222H70ZM87 224V223H86ZM242 224V225H241ZM260 224V223H259ZM43 225V224H42ZM69 225V224H68ZM115 225V224H114ZM177 225V224H176ZM215 225V226H216ZM73 226V225H72ZM87 226V225H86ZM123 226V225H122ZM122 226H120V227H122ZM246 226H249V227H247L246 228ZM71 227V225H69V228ZM230 226L228 225V228H229ZM257 227H259V226H257ZM87 228V227H86ZM185 228V227H184ZM88 229H89V227H88ZM110 229V228H109ZM176 229H178V227H176ZM205 229V230H206ZM41 230V229H40ZM43 230V229H42ZM70 230V229H69ZM90 230V229H89ZM139 230V229H138ZM223 230H225V232L223 231ZM232 230H234V229H231V231ZM238 230V229H237ZM126 231V230H125ZM128 231V230H127ZM208 231V230H207ZM207 231H206V233H207ZM230 231V230H229ZM121 232V231H120ZM123 232V231H122ZM200 232V231H199ZM203 232H205V231H203ZM202 232V233H203ZM225 234H224V233ZM95 233V232H94ZM135 233V232H134ZM237 233V232H236ZM263 233V232H262ZM35 234V233H34ZM74 234V233H73ZM127 234V233H126ZM188 234V233H187ZM205 234V233H204ZM231 234V233H230ZM229 234V235H230ZM264 234V233H263ZM6 235V234H5ZM94 235H96V234H94ZM134 235V234H133ZM137 235V237H138V234H136ZM235 235V234H234ZM7 236V235H6ZM87 236V235H86ZM167 236V237H168ZM226 236H228V232H227V234H226ZM34 237H35V235H34ZM125 237V236H124ZM192 237V236H191ZM236 237V236H235ZM259 237V238H260ZM87 238V237H86ZM85 238V240L87 241V239ZM89 238V237H88ZM127 238V237H126ZM132 238H134L133 236L131 237V239ZM183 237H181V240H183L182 239ZM227 238V237H226ZM230 238V237H229ZM232 238V237H231ZM81 239V238H80ZM102 239V238H101ZM171 239V238H170ZM169 239V240H170ZM179 239V238H178ZM189 239V238H188ZM197 239V238H196ZM196 239H194V240H196ZM262 239V238H261ZM263 239H264V236H263ZM20 240V239H19ZM89 240V239H88ZM123 240H125V238H123ZM128 240H130V239H128ZM127 240V241H128ZM173 239H172V241H174ZM232 240V239H231ZM81 241V240H80ZM98 241H100V240H98ZM103 241V240H102ZM131 241V240H130ZM179 241H180V239H179ZM188 241V240H187ZM228 244V250H226L227 252H229V253H233L232 255H230V257H229V259H231V262L230 261H226L225 262V259H227V258H225L224 260H220V258H219V255H218V253L216 252V249H217V245H218V243L220 242V244H219V246H221V245H223L225 242ZM233 241V240H232ZM258 241H260V242H262V244H261V246H262V249H259V248H257L256 246H257V243H258ZM15 242V241H14ZM19 242V241H18ZM95 242V241H94ZM126 242V241H125ZM181 242V241H180ZM222 242H224V243H222ZM87 243H89V241H87L85 244H87ZM102 243V242H101ZM100 243V244H101ZM105 243V242H104ZM121 243V242H120ZM129 243V242H128ZM170 243V242H169ZM197 243L195 244L196 246H197ZM15 244V243H14ZM40 244V243H39ZM40 244V245H41ZM75 244V243H74ZM83 244V243H82ZM112 244V243H111ZM119 244V243H118ZM125 244V243H124ZM181 244H184V243H182L181 242ZM188 244V243H187ZM227 244H225V246L227 245ZM88 245V244H87ZM135 245H134V247H132V248H135ZM194 245V246H195ZM11 246V245H10ZM13 246V245H12ZM39 246V245H38ZM83 246V245H82ZM103 246V245H102ZM127 246V245H126ZM125 245H124V247H126ZM189 246V245H188ZM197 246V248L196 249H198L199 247ZM218 246V247H219ZM17 247V246H16ZM75 247V246H74ZM104 247V246H103ZM111 247V246H110ZM190 247H193V246H190ZM40 248V247H39ZM85 248V247H84ZM116 248V246L115 247H113V249H115ZM220 248V247H219ZM223 248H224V245H223ZM226 248V247H225ZM234 248V249H233ZM38 249V248H37ZM131 249V248H130ZM136 249V248H135ZM193 249V248H192ZM195 249V248H194ZM227 249V248H226ZM43 250H45V249H43ZM119 250V249H118ZM134 250V249H133ZM137 250H136V252H137ZM200 250H202V249H200ZM218 250H221V248L220 249H218ZM217 250V251H218ZM224 251H225V249H223ZM22 251V250H21ZM39 251H40V249H39ZM94 251V250H93ZM115 251H117V249H115ZM132 251V250H131ZM234 251H236V249L234 250ZM76 252V251H75ZM84 252V251H83ZM107 252V251H106ZM114 252V251H113ZM136 252H134L135 254H136ZM203 252H202V254H203ZM223 252V251H222ZM237 252H238V250H237ZM51 253V255H53ZM74 253V252H73ZM101 253V252H100ZM105 253V252H104ZM117 253V252H116ZM165 253H168V255L169 254H173V255H175V257L174 258H172V257H170V256H172V255H169V257L167 258L166 256L164 257V259L165 260H163V259H161V256L162 255H164ZM224 253V252H223ZM223 253H220L221 254V256H223L222 254ZM226 253V252H225ZM224 253V254H225ZM236 253V252H235ZM22 254V253H21ZM49 254V253H48ZM76 254V253H75ZM128 254V253H127ZM196 255L197 257L200 255ZM227 254V253H226ZM238 254V253H237ZM87 255V254H86ZM106 255V254H105ZM114 255V254H113ZM167 255V256H168ZM218 255V256H217ZM229 255V254H228ZM77 256V255H76ZM96 256V255H95ZM138 256H137V260L139 259L138 258ZM196 256H195V258H196ZM226 256V255H225ZM20 257V256H19ZM100 257V256H99ZM118 257V256H117ZM134 257V256H133ZM187 257V256H186ZM194 257V256H193ZM192 257V259H194ZM224 257V256H223ZM222 257V258H223ZM234 257V256H233ZM112 258V257H111ZM167 258V259H166ZM221 258V259H222ZM51 259H52V257H51ZM115 261H116V259H115V257L113 258ZM119 259V258H118ZM127 259H129V258H127ZM132 259V258H131ZM17 260V259H16ZM53 260V259H52ZM134 260V259H133ZM187 260H188V258H187ZM248 260V259H247ZM41 261H43V260H41ZM87 261H89V264H97L95 261H94V259H93V254L92 253H89L88 252V255H87ZM111 261V260H110ZM114 261V263H117V262H115ZM123 261V260H122ZM190 261V260H189ZM22 262V261H21ZM25 262V261H24ZM63 262V261H62ZM80 262V261H79ZM100 262V261H99ZM133 262V261H132ZM188 262V261H187ZM186 262V263H187ZM234 262H236V261H234ZM237 262H238V260H237ZM236 262V263H237ZM75 263V262H74ZM73 263V264H74ZM88 263V262H87ZM104 263V262H103ZM107 263V262H106ZM113 263V262H112ZM147 263V262H146ZM149 263V262H148ZM228 263V264H229ZM235 263V264H236ZM245 263V262H244ZM15 264V263H14ZM58 264V263H57ZM68 264V263H67ZM121 264V263H120ZM130 264H132V263H130ZM239 264V263H238ZM255 264V263H254Z\"/></svg>","mask_w":264,"mask_h":264}]
</instances>
